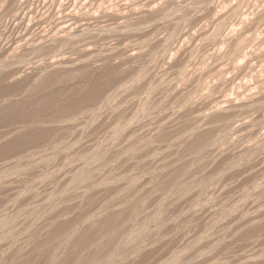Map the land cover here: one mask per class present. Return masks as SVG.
<instances>
[{
  "label": "rangeland",
  "instance_id": "1",
  "mask_svg": "<svg viewBox=\"0 0 264 264\" xmlns=\"http://www.w3.org/2000/svg\"><path fill=\"white\" fill-rule=\"evenodd\" d=\"M3 2L0 4V5H2L4 2H5V4L3 5V6H1V8H3L4 10H2V11H5V12H2L1 11V8H0V15H1V17H0V21H2V23H0V26H2L4 29H5V27H6V25L8 26L7 28H8V30H9V32H8V30H7V28H6V32L4 31V29L2 28V27H0V50H2V52L3 51H5V50H7L9 47H11L12 46V44H13V42L14 41H16V42H18L19 40H22V39H25L26 37H32L33 38V36L38 32V30L39 31H41L42 30V28H43V30L44 29H49V27L51 28L52 26L54 27L55 26V24L57 23V22H59V21H61V19L63 20L64 18L65 19H67V20H70L71 18H66V15H68V14H71V15H77V16H81L83 13V17L85 18V16L86 15H88L91 19L93 18V16H94V20L92 19L90 22H86V21H84L83 23H89L90 24V27H92V28H90V32H91V29H93V30H95L94 32H96V34L94 33V32H91V34L92 33H94L93 34V36L91 35V39L90 40H93L92 42H91V45L90 46H92V47H90V48H92V49H90V50H92L90 53V57L91 58H89V56L88 55H86V56H82V58H80L77 62H75L74 64L72 63V64H69V65H67V66H64L60 71H59V73L60 74H58V77L57 78H54V79H51V78H47L48 77V74H45V75H42V80H43V82L42 83H39V81H37L36 79H38V75H27V74H25V75H23V74H21L20 75V77H18V75H17V77L16 76H14L15 78H16V80H14V77H12V78H8L7 79V81H5L6 79V75H9L10 73H12L13 72V70L12 69H5V68H2L1 67V65L2 64H4L5 63V61L7 62L8 61V57H7V55L6 54H4L5 55V57L7 58V60H5V61H3V57H4V55H3V53L0 51V59L2 58V60H0V78L1 77H3V78H1L0 80H3V81H5V83L4 82H2V81H0L1 83H0V126H1V132H0V134H1V136H0V150H1V152H0V163L3 165H1L0 164V186L1 185H3V183L5 184L6 182L5 181H3V180H6L7 181V184H5V187L6 188H4L3 189V187H4V185L3 186H1L0 187V206H2L0 209V220L2 219L1 217L2 216H4L3 214H5V212H4V210H7V212L6 213H8V214H16L15 215V222H14V226L12 227V226H7L8 228H9V230L10 231H12V232H14V237H13V239H11V240H9V239H5V237H3L2 238V240H3V246H5L6 248H8V249H6V251L4 250V247L3 246H1L2 245V242H0L1 244H0V246H1V249H0V259L4 262L5 261V258L4 257H6L7 259H8V261L9 260H11V259H15L16 258V262H14V261H12L14 264H20V262H19V260H20V254L18 255V254H15L16 252H18L20 249H18L20 246H18V245H21V251H22V249L24 250V251H22L23 253H24V255H26V256H28V257H26L25 256V258H24V260H27V259H30V260H27L28 261V263L30 264L31 262H33V263H31V264H41L42 262H43V260H44V258L46 259V255H45V253H49L50 252V250L48 251V249L50 248H52V245L54 246V244H53V242H52V245H51V241H52V239H51V241H50V237H47L46 238V236H47V234H48V236L50 235V234H52L51 232L53 231V233H56L57 231L58 232H62V231H64L63 229H65L64 227L66 226H68V225H70L71 223H72V221L73 222H75V220L76 221H78L77 219H79L80 217L79 216H81L82 218L81 219H84L85 217L84 216H86V215H84L83 216V213L84 212H82V210L80 209L81 207H82V205L81 204H84V203H87L88 201L87 200H89V204L87 205V207L89 206V205H91V207H88V208H86V211H87V209H89L90 211H91V209L93 208V207H95V206H97V205H102V204H106L108 201L110 202V200L109 199H106V201L104 200V198L105 197H107L106 195H108L109 194V198H113V199H111V202H113V201H116V200H114V196H115V198L117 197L118 198V195H116V194H119V193H117V190H116V192H115V190L113 189V188H111V189H109L108 188V186H107V190L105 191V190H102V189H95V190H92V191H90L89 193H88V195H90V193H91V195H90V197H89V199H88V196H87V198L85 197H83L84 198V200L85 201H83V199H82V190L80 189H78V188H81L80 187V185H78V184H75L73 181H72V179H71V175H72V172H73V170H71V167H70V165H66V159H71V158H73V154L74 153H76L77 155L78 154H82L83 155V160H85V161H87V162H95L94 163V165H96V162H98V161H101V158L102 157H104V158H106V159H113V155L116 153V152H118V151H120V150H124V148L126 147V143H127V141H129L130 139V137H131V140L127 143V145L128 144H130L131 142V145L133 146V147H135V146H137V147H141V142L140 141H142V144L144 143V140H145V142L148 140L147 138H149V140L150 141H153L154 139L152 138L153 136H154V132H150V131H154V130H157V128L160 126V127H162L163 129H164V132L166 133V130H167V133L166 134H170L169 136H171L174 132H177V131H179L180 129H176V127H177V125H178V123H180L179 125H181L182 123H183V120H184V123L183 124H185V121L187 122V124H188V122L191 120H189V118H193L194 117V115L195 116H199V115H208V114H211L212 113V111H213V107H214V105L216 106L217 104H218V106L220 105V104H222V106L220 105V107H222L221 109L223 110V111H226V110H228V111H226V114L228 113V112H234L235 111V109L234 110H232V108L230 109V110H232V111H230L229 110V106H231L232 105V103H230L229 101H231V102H233L234 104L233 105H237L236 103H238V102H240V103H238V105H254V104H258V106H257V112H254L255 111V109H253V108H250V109H253V110H247V112L246 113H248V115L245 113L244 115H242L243 117H245V119H244V121H246V122H248V123H246V122H244V121H242V122H244V123H246V125L244 126V125H242V126H239L240 124H241V122H239L238 123V119H243V117H241V116H239V115H241V114H239L238 115V111L236 110V112H234V113H236L237 115L235 116V118H234V116H232L230 119H232V121H231V123L233 122V121H235L236 123H233V125H235V126H233L232 128H233V130H231L230 128H228V130H229V134L232 136H228L225 140H223L222 141V146H223V148L222 149H224V151L225 152H227L225 155L223 154L222 156H221V158L222 157H224L223 159H221L220 157L218 158V162L217 161H211L210 163H209V165L207 164V166H208V168H207V166H206V168L204 169L205 171H206V173H207V171H208V173L207 174H205V171L203 170V172L201 173V174H199L198 176H202V179L204 178V177H207L208 179L211 177V176H213V177H216V176H218L217 175V173L219 172L220 173V171L222 170V168H221V166H223V168L228 164V162L227 161H231L233 158H236V156H237V154L239 153H242V151L247 147V146H252V143H253V145L256 143V141H258L259 139H262V138H264L263 136H264V116H263V114H264V94H263V92H261L262 90H260L259 88L261 87H264L263 85H264V57H262L261 56V58H259L260 57V55H262L263 54V56H264V46L262 47V45H263V43H264V41H263V37L262 36H260V35H257L256 37H257V39L258 40H255V42H257L258 41V44L257 43H255V42H251V43H253V44H251V49H250V53H248V55H237V56H240L239 58L237 57V56H235V58H233L234 56H231V55H229L228 53H227V48L225 47L224 48V46L225 45H223V44H220L222 41H223V39H224V37L223 36H225V33H223L222 31H220L219 33H217L216 35L218 36H216V35H212L213 34V31H215L216 29H215V26H214V22H213V20L215 21L216 19H217V17H219V16H217V15H220V16H225L226 14H228L231 10H234L235 9V6H237V9H239V10H237V9H235L234 11L235 12H233V14H232V16H230V18H229V23L227 24V28L225 27V29H229V27L231 28V27H233V29L234 30H236V28L237 29H239L240 27H236L235 28V26H236V24H239V26L240 25H242V24H240V21H242V20H244V19H250L251 17L249 16V7H252L255 3V1L254 0H245V2H243L244 0H213V1H211L210 0V2L208 3V4H206V5H204V4H202V5H200V4H198V7H196V6H194L196 9H198V8H201V9H198V10H200V11H197L194 7H192L193 9H195L194 10V12H193V10L192 11H190L191 13H189L188 14V16L186 15V17L185 18H187V19H185V21L183 20V19H181L180 17H178V20H180V21H177V17L175 16V15H181V13H182V11L184 12V9H182L183 7H184V5L186 4V2L187 3H189V2H191V0H186V1H184V0H176V3H177V5H176V3L175 4H173V2L175 1V0H168V2H169V4L168 5H166L168 2H166L167 0H75L76 2H75V4H73V2H74V0H64V1H60V0H53V1H51V0H32L29 4H28V7L30 8L31 6H34V4H35V6L34 7H32L31 9H30V11L28 10V9H22L21 7H18L17 5H15L14 4V6H12V12H10V11H8V13L9 14H7L6 12V10H5V6L7 5V2H8V0H2ZM11 1V0H10ZM51 1V2H50ZM57 1V2H56ZM60 1V2H59ZM68 1V2H67ZM80 1V2H79ZM180 1H182V2H180ZM215 1V2H214ZM226 1V2H225ZM228 1H229V3H228ZM257 1H259V3L258 2H256V6L255 7H257V5H258V7L257 8H259V9H257V10H260L261 9V6H262V9H264L263 7H264V0H257ZM40 2H41V4H40ZM47 2V3H46ZM49 2V3H48ZM67 2V3H66ZM72 2V3H71ZM178 2H180V3H178ZM220 2V3H219ZM242 2L244 3V4H242ZM54 3V4H53ZM57 3V4H56ZM62 3H64L63 5H62ZM66 3V4H65ZM79 3V4H78ZM83 3V4H82ZM239 3V5H237ZM258 3V4H257ZM9 4V3H8ZM42 4H44V5H42ZM49 4H51V6L49 5ZM69 4H70V6H69ZM179 4V5H178ZM209 4H212L211 6H209L211 9H214V10H212V12H208V11H206V7L205 6H208ZM214 4V5H213ZM240 4H241V6H240ZM262 4V5H261ZM29 5H31V6H29ZM44 6V7H42V6ZM71 5H73L74 7L73 8H71ZM82 5V6H81ZM168 7H166V6ZM170 5H172V6H170ZM175 5L177 6L176 7V9L174 8L175 7ZM181 5V6H180ZM183 5V6H182ZM252 5V6H251ZM55 8H54V7ZM58 6V7H57ZM60 6H61V8H60ZM68 6V7H67ZM149 6H150V8H149ZM162 6H164V7H162ZM170 6V7H169ZM174 6V7H173ZM179 6V7H178ZM213 6V7H212ZM238 6H240V7H238ZM244 6H245V8H244ZM249 6V7H248ZM64 7V8H63ZM67 7V8H66ZM149 8V9H151V11H153V13H157V11L158 12H161L162 10H161V7H162V9H163V11H164V14L162 15V17H157V18H155V17H153L152 19L151 18H149V19H151V20H149L148 19V22H145V21H147V17H145V15L143 14L142 15V12H144V11H142V10H146V9H144V8ZM152 7H153V9H152ZM160 9H159V8ZM171 7H173V8H171ZM181 7V8H180ZM246 7H248V8H246ZM19 8V9H18ZM42 8V9H41ZM56 8H58V9H56ZM63 8V10H61ZM92 8V9H91ZM143 8V9H142ZM159 9V10H157V9ZM167 8V9H166ZM191 8V9H192ZM204 8V9H203ZM234 8V9H233ZM11 9H9V10H11ZM21 9V10H20ZM33 9V10H32ZM40 9V10H39ZM46 9H48L47 11H45ZM53 9V10H52ZM66 9H68L67 11H66ZM70 9V10H69ZM75 9H80L79 11L78 10H75ZM156 9V11H154ZM172 11H171V10ZM174 9V10H173ZM179 9V10H178ZM181 9V10H180ZM248 11H247V10ZM14 10V11H13ZM38 12H37V11ZM59 10V11H58ZM138 10V11H137ZM141 10V11H140ZM167 10V11H166ZM176 10V14L174 13V16L172 15L173 14V12ZM21 11H22V13H23V15H22V13H21ZM40 11V12H39ZM45 11V12H44ZM51 11H53V12H51ZM63 11H65V12H63ZM68 11H70V12H68ZM74 11V12H73ZM76 11H77V13H76ZM85 11V12H84ZM133 11V12H132ZM178 11H181V12H178ZM202 11V12H201ZM27 12V13H26ZM31 12V13H30ZM36 12V13H35ZM42 12V13H41ZM44 12V13H43ZM47 12V13H46ZM57 12V13H56ZM94 12V13H93ZM96 12H97V15H96ZM172 12V13H171ZM196 12V13H195ZM205 12V13H204ZM207 12V13H206ZM18 13H19V15H18ZM25 13V14H24ZM31 14V16L30 17H28L30 14ZM39 13V14H38ZM68 13V14H67ZM105 13V14H104ZM133 15H132V14ZM135 13V14H134ZM180 13V14H179ZM193 13H195L194 15L195 16H193ZM209 13V14H208ZM60 14H62V16L64 15V17L62 18L61 16H60ZM90 14V15H89ZM116 14H118L119 15V18H122V20L124 19V25H123V27H125V28H127L128 27V25H129V29H130V31H128L129 29H125L124 28V30L123 29H121V30H123V32H119V31H116V32H110L111 34H113V35H111V39L109 38L110 36H108V33H109V31H108V33H106V30H103V29H105L104 28V26H106V29L108 28V26H111V27H116V25L114 26V23H116L115 22V20L113 19V18H111L110 16H113V15H116ZM131 14V15H130ZM138 16H137V15ZM203 14V15H202ZM208 14V15H207ZM217 14V15H216ZM4 15H6V16H4ZM13 15H18V18H21L20 20L22 21H20V26L17 24L18 22L16 21V23L14 24V26L13 25H11L12 24V16ZM34 15H35V17H34ZM47 17H46V16ZM49 15V16H48ZM140 15H142V16H140ZM2 16H4V17H2ZM51 16V17H50ZM52 16H53V18H52ZM58 16L60 17L59 19H58ZM134 16H136L137 18H135ZM140 16V18H138ZM167 16V17H166ZM173 16V17H172ZM25 17V18H24ZM34 17V18H33ZM42 17H43V19H44V21H42L43 19H42ZM54 17L56 18V19H54ZM89 17H87V18H89ZM102 17V18H101ZM125 17V18H124ZM129 17L131 18V19H129ZM134 17V19H132ZM144 19H143V18ZM163 17H164V19L166 20H163ZM169 17V18H168ZM216 17V18H215ZM25 19V21H24V19ZM29 18H30V20H29ZM39 18V19H38ZM142 18V19H141ZM159 19V20H155V19ZM166 18H168L169 20H167ZM175 18V19H174ZM190 18H192V19H190ZM213 18V19H212ZM5 19V20H4ZM39 21L38 23H40L39 25H38V23H37V21ZM48 19V20H47ZM51 19V20H50ZM128 19V21H130V22H132V23H130V22H128L129 24H127L126 22L127 21H125V20H127ZM139 19V20H138ZM146 19V20H145ZM161 19V20H160ZM172 19V20H171ZM4 20V21H3ZM34 20H35V22H34ZM41 20V21H40ZM47 20V21H46ZM54 20V21H53ZM58 20V21H57ZM136 20H137V22H136ZM142 20H143V22H142ZM145 20V21H144ZM153 20V21H152ZM155 20V21H154ZM176 20V21H175ZM190 20H192L191 22H190ZM7 21V22H6ZM49 21V22H48ZM121 21V20H120ZM133 21H134V23H133ZM141 21V22H140ZM172 21H175V22H178L176 25V28H174L173 26H172V28H171V25H172V23H174V25H175V22H172ZM182 21H184V22H182ZM200 21V22H199ZM6 22V23H5ZM27 22H28V24H29V28H27L28 26V24H27ZM30 22H32V23H30ZM45 22V23H44ZM96 22H98V23H96ZM122 22V23H123ZM140 22V23H139ZM160 22V23H159ZM168 24H167V23ZM170 22V23H169ZM182 23V24H180V23ZM186 22V23H185ZM189 22V23H188ZM211 22V23H210ZM11 23V24H10ZM43 23V24H42ZM48 23H49V25H48ZM69 23V22H68ZM141 23H143V24H141ZM163 23H165L164 25H163ZM213 23V24H212ZM96 24V25H95ZM202 24V25H201ZM11 25V26H10ZM39 27H38V26ZM44 25V26H43ZM108 25V26H107ZM134 25H137V26H134ZM138 25H139V27H138ZM141 25V26H140ZM143 25V26H142ZM168 25H170L169 27H168ZM179 25H181V27L179 26ZM187 25H188V27H187ZM205 25V26H204ZM213 25V26H212ZM13 26V27H12ZM34 26V27H33ZM130 26H132V27H130ZM162 26H164V27H162ZM167 26V27H166ZM186 28V29H184V27ZM199 26V27H198ZM15 27V28H14ZM21 27H22V29H21ZM41 27V28H40ZM93 27H95V28H93ZM98 29H97V28ZM103 29H102V28ZM136 27V28H135ZM146 27V28H145ZM178 27H179V30H178ZM197 27V28H196ZM2 28V29H1ZM12 28V29H11ZM14 28V29H13ZM32 28V29H31ZM36 28V29H35ZM101 30H100V29ZM135 29V31H133L134 29ZM28 29V30H27ZM41 29V30H40ZM132 29V30H131ZM139 31H138V30ZM167 31H169L168 29H170V32L172 33V32H174L173 34H176V36H172L173 37V39H171V40H168V37L169 36H167L166 37V35H170L171 33H166V30ZM175 29V30H174ZM184 29V30H183ZM224 29V30H225ZM3 30V31H2ZM26 30V31H25ZM92 30V31H93ZM164 30V31H163ZM172 30V31H171ZM179 31V33H180V30L181 31H184V32H182V33H178V31ZM196 30V31H195ZM199 30H201V31H199ZM24 31V32H23ZM99 31H101V32H99ZM103 31V32H102ZM125 31L128 33H125ZM186 31V32H185ZM239 31V30H238ZM4 32V33H3ZM99 32V34H97ZM133 32V33H132ZM134 32H135V34H134ZM137 32V33H136ZM139 32V33H138ZM179 34V35H182V36H180L179 38H180V40H178L179 38H178V35H177V33ZM198 32V33H197ZM235 32H237V30L235 31ZM2 33V34H1ZM8 33V34H7ZM10 33H11V35H10ZM104 33V34H103ZM109 33V34H110ZM130 33V34H129ZM166 33V34H165ZM185 33H187L186 34V36H185ZM201 33V34H200ZM220 33H222L221 35H220ZM7 34V35H6ZM20 34V35H19ZM23 34V35H22ZM28 34V35H27ZM30 34V35H29ZM134 34V35H133ZM164 34V35H163ZM219 34V35H218ZM32 35V36H31ZM95 35V36H94ZM96 35H97V37H96ZM150 35V36H149ZM152 35V36H151ZM153 35H154V37H153ZM4 36H7V37H4ZM26 36V37H25ZM107 36V37H106ZM162 36H164V37H162ZM184 36V37H183ZM192 36V37H191ZM210 36H212L211 38H210ZM103 37V38H102ZM147 37H149L150 39H148ZM151 37H152V40H151ZM223 37V38H222ZM3 38V39H2ZM5 38H7V39H5ZM28 38V39H29ZM95 38H97V39H95ZM106 38H107V40H106ZM145 38H147V40H150V41H148L147 42V40H143V39H145ZM165 38H167V40L165 39ZM175 38V39H174ZM178 38V39H177ZM182 38V39H181ZM214 38V39H213ZM222 38V39H221ZM11 39V40H10ZM27 39V40H28ZM96 41H95V40ZM113 39V40H112ZM160 39H163V40H166L165 42L164 41H162V40H160ZM160 40V42L158 43V41ZM183 42H182V41ZM188 42H187V41ZM213 40V41H212ZM222 40V41H221ZM104 43H103V42ZM106 41H109V44H110V42L112 43V45H109V46H107L108 44V42L107 43H105ZM142 41L144 42V43H142ZM169 41L171 42V43H169ZM178 43H177V42ZM181 41V42H180ZM192 43H191V42ZM198 41V42H197ZM216 41V42H215ZM219 41H220V43H219ZM259 41H260V45H259ZM263 43H262V42ZM2 42H3V44H2ZM11 44H10V43ZM93 42H95V43H93ZM101 42H102V45H101ZM176 42V43H175ZM179 42H180V44H179ZM197 42V43H196ZM93 43V44H92ZM150 43V44H149ZM162 43H166V44H163V45H165V47L162 45ZM215 43V44H214ZM255 43V44H254ZM135 44V45H134ZM139 44V45H138ZM168 44H170V47L169 46H167ZM182 44V45H181ZM104 45V46H103ZM117 45V46H116ZM127 45H130V48H129V50H130V53L133 55V53H136V54H134V56L136 57H134V56H132L130 59H131V61L129 60V59H127V60H125L127 57H126V55H127V49H125L124 47L125 46H127ZM179 45V46H178ZM187 45V46H186ZM200 45V46H199ZM207 45V46H206ZM256 45H258V46H256ZM3 46V47H2ZM98 46H100V47H98ZM113 46H115V49H114V47ZM215 46V47H214ZM221 46H223V47H221ZM253 46L255 47V48H253ZM260 46V47H259ZM95 47H97V48H95ZM102 47V49H103V47L105 48V47H108V50H111V52L110 51H108L109 53H111L110 55L112 56V58L109 56V53L108 52H104L103 54L105 55H101V53H99V51L100 52H102L103 50L102 49H99V48H101ZM112 47L114 50H112V48L110 49V48ZM147 47H148V49H147ZM161 47V48H160ZM167 47V48H166ZM201 47V48H200ZM205 47V48H204ZM211 47V48H210ZM219 47H221V48H219ZM5 48V49H4ZM132 48V49H131ZM145 48V49H144ZM157 48V49H156ZM163 48V49H162ZM166 48V49H165ZM185 48V49H184ZM200 50H199V49ZM261 48V49H260ZM263 48V49H262ZM98 49V50H97ZM168 49V50H167ZM198 49V50H197ZM258 49H259V51H258ZM93 50H97L96 52L95 51H93ZM102 50V51H101ZM126 50V51H125ZM142 50V51H141ZM164 50V51H163ZM254 50H256V51H254ZM263 52H262V51ZM158 52V56H159V58H158V60L156 59V61H155V58L153 57V59H152V56H155L154 55V53L157 55V52ZM159 51H160V53H159ZM171 51V52H170ZM197 51V52H196ZM259 52V54H258V52ZM113 52H114V54H113ZM144 52V53H143ZM163 52H165V54H163L162 55V53ZM174 52V53H173ZM194 52V53H193ZM257 54H256V53ZM2 53V54H1ZM146 53V54H145ZM168 53V54H167ZM196 53V54H195ZM72 53H68V57L69 58H72L73 60H77V57L75 56V55H71ZM108 54V55H107ZM113 54V55H112ZM142 54H145V55H142ZM172 54V55H171ZM209 55L208 57H205L206 55ZM100 57H98V56ZM137 55V56H136ZM140 55H142V56H140ZM162 55V56H161ZM165 55V56H164ZM167 55V56H166ZM169 55H171V58H170V56ZM176 55V56H175ZM193 55V56H192ZM200 55H202V56H200ZM204 55V56H203ZM212 55V56H211ZM259 55V56H258ZM3 56V57H2ZM70 56H72V57H70ZM93 56V57H92ZM104 56V57H103ZM257 56V57H256ZM4 57V58H5ZM106 57H107V59L109 58V59H111L110 61H107L106 60ZM115 57V58H114ZM133 57H134V59H133ZM156 57V56H155ZM161 57V58H160ZM163 57V58H162ZM188 57V58H187ZM217 57V58H216ZM85 58H89L90 59V61H89V59L87 60V59H85ZM101 58H103V59H101ZM149 58V59H148ZM157 58V57H156ZM165 58H166V60H165ZM170 58V59H169ZM237 58V59H236ZM84 59L87 61H84ZM100 59V60H99ZM108 59V60H109ZM138 59V60H137ZM161 59H162V61H161ZM173 59V60H172ZM39 60V59H38ZM103 60V61H102ZM155 61V62H153V61ZM165 60V61H164ZM195 60V61H194ZM211 60V61H210ZM245 60V61H244ZM3 61V62H2ZM82 61H83V63H82ZM158 61H160L159 62V68L158 67H154V66H158ZM201 61V62H200ZM34 62H38L37 61V59L35 60L34 59ZM89 62V63H88ZM136 62V63H135ZM148 62H149V64H148ZM151 62H153V63H151ZM166 63V65L169 67V71L167 70V66H163L162 64H164L165 65V63ZM169 62V63H168ZM206 62H207V64H206ZM2 63V64H1ZM97 63V64H96ZM204 63V64H203ZM144 64V65H143ZM153 64V65H152ZM171 64V65H170ZM214 64H216V65H214ZM172 65H174L175 66V69L176 70H178V71H176L175 70V72L173 71V69L172 68H170ZM185 65V66H184ZM195 65V66H194ZM249 65V66H248ZM138 66V67H137ZM162 66V68H164V72H162L163 71V69H162V71L160 70V67ZM174 66H173V68H174ZM204 66V67H203ZM208 66V67H207ZM210 66V67H209ZM90 67V68H89ZM143 67V68H142ZM146 67V73L148 74H144V68ZM151 67H153L152 69L154 70H152L151 69ZM184 67H186L185 69H183V71H182V69L181 68H184ZM202 67V68H201ZM245 69H244V68ZM132 68V69H131ZM142 68V69H141ZM1 69H2V71H1ZM6 70V71H4V70ZM122 69V70H121ZM136 69V70H135ZM148 69L151 71V73L148 71ZM156 69H157V72H155L156 71ZM171 69V70H170ZM187 69V70H186ZM191 69V70H190ZM202 69H203V71H202ZM218 69V70H217ZM140 70V72H138ZM165 70H167L168 71V73H167V71H165ZM180 70H181V72H180ZM186 70V71H185ZM216 70V71H215ZM141 71H143V72H141ZM171 71V73L169 74V72ZM199 71V72H198ZM239 71V72H238ZM253 71V72H252ZM115 72V73H114ZM137 74L136 75V78L139 80V77H140V80L139 81H141V83H143V82H145V86L143 85V84H139V81L138 82H136L137 80H136V78H133V77H135V73ZM158 72H159V74H158ZM160 72H162V73H160ZM177 72V73H176ZM180 72V73H179ZM188 72H189V74H188ZM221 72V73H220ZM236 72V73H235ZM155 73H157V75H159V77L155 74ZM164 73H167V74H169L168 76H167V74H164ZM174 73H176V74H174ZM206 73V74H205ZM223 73V74H222ZM132 74H133V76H132ZM141 74H144V76L145 75H147V76H142ZM161 74V75H160ZM162 74L164 75V77H166V78H164L163 76H162ZM188 74V76H186ZM210 74V75H209ZM221 74V75H220ZM141 75V76H140ZM151 75V76H150ZM152 75H153V77H152ZM154 75H156V77L154 76ZM166 75V76H165ZM171 75V76H170ZM174 75V77H172ZM177 75V76H176ZM214 75V76H213ZM45 76V77H44ZM60 76V77H59ZM117 76V77H116ZM138 76V77H137ZM180 76H182V77H180ZM186 78H184V77ZM236 76V77H235ZM37 77V78H36ZM132 77V78H131ZM144 77V78H143ZM148 77V78H147ZM149 77H151V78H149ZM161 77V79H162V81L163 80H165V82L163 81V82H161V80H159V79H156V78H160ZM163 77V78H162ZM168 77H171V78H169V79H167ZM179 77L180 78H183L182 80L180 79V80H178L179 79ZM191 77H192V79H191ZM257 77V78H256ZM147 78V79H146ZM153 78H155L156 79V81L158 80V81H160V82H158L157 81V85H156V83L154 82V79ZM173 78H175L174 80H173ZM134 79H135V82H134ZM141 79H143V81L141 80ZM150 79V80H149ZM152 79V80H151ZM171 79H172V81H171ZM176 79H177V81H176ZM194 79V80H193ZM203 79V80H202ZM11 80H14V81H11ZM46 80V81H45ZM129 80V83L131 84V81H132V83L134 84L133 86H135L136 88L137 87H139L140 86V88H137V89H135V87H133L134 88V90H136L135 91V93H133L134 92V90H133V88L131 89V87H129L128 86V81ZM147 80H149V81H151V82H148V84H147ZM212 80V81H211ZM232 80V81H231ZM10 81V82H9ZM167 81H169L168 83H170V87H169V85H168V87H167ZM180 81V82H179ZM73 82V83H72ZM114 82V83H113ZM123 82H124V84H123ZM125 82H127V83H125ZM152 82H153V87L152 86H150V85H152ZM178 82V83H177ZM208 82V83H207ZM91 83V84H90ZM138 84L137 86H136V84ZM149 83H150V85H149ZM155 83V84H154ZM125 84H127V88H124V87H126V85ZM159 84V85H158ZM161 84H165L164 85V87H166V88H169V89H166V90H169V91H167L166 93H165V89H164V87H163V85H161ZM173 84V85H172ZM180 84V85H179ZM183 84V85H182ZM198 84L199 85V87H198V85H197V91H196V89H195V86ZM124 85V86H123ZM141 85H143L144 87H146L147 85V87L146 88H144V87H142V89H141ZM163 87V88H160L161 86ZM181 85H182V87H181ZM195 85V86H194ZM210 85V86H209ZM118 86H120L119 88H117ZM131 86V85H130ZM149 86L150 87H152V89L153 88H156V90L158 89V90H162L161 92L160 91H158L159 92V94L160 93H162V92H164V93H162L163 95H159V94H157L158 92L156 91V90H154V91H156V92H152V94H151V88H149ZM156 86H158V88L156 87ZM172 86V87H171ZM192 86V87H191ZM191 87V88H190ZM55 88V89H54ZM71 88V89H70ZM117 88V89H116ZM121 88V89H120ZM125 90H124V89ZM129 88V89H128ZM116 89V90H115ZM119 89V90H118ZM127 89V90H126ZM138 89H140V90H138ZM145 89V90H144ZM150 89V90H149ZM163 89H164V91H163ZM173 89V90H172ZM195 89V90H194ZM109 90H111V91H109ZM114 92H117V93H114ZM121 90V91H120ZM133 90V91H132ZM141 90H142V92H146L147 93V91L148 92H150V93H143V95H142V93H141ZM259 90V91H258ZM100 92L101 93V95L99 96V94L98 93H96V92ZM107 91H109V92H107ZM118 91H120V93L123 95H121ZM128 91V92H127ZM171 91V92H170ZM196 91V92H195ZM137 92H139V93H137ZM189 92H190V95H193V96H190V95H188L189 94ZM193 92L195 93V94H193ZM204 92V93H203ZM209 92H210V94H209ZM258 92H260V93H258ZM103 93H105L106 95H102ZM109 93H110V96H111V98H112V96H113V98H114V96L115 97H117V98H115V99H117L118 100V98L120 99V97L119 96H122L121 98H122V100L123 101H125V102H123L122 103V101L120 100H118L119 102H117V100L114 102V100L115 99H111V101L112 102H114V103H119L118 105H114L113 103H112V105L111 104H109V106H107V108L104 106H102L103 107V109L101 108V106H100V104L102 103V101L100 100L101 98H103L102 100L104 101V99H105V97H103V96H107L106 97V99L109 97ZM112 93L114 94V95H112ZM119 93V94H118ZM139 94V95H141V97L143 96V98H140V96L139 95H137V94ZM141 93V94H140ZM170 93V94H169ZM97 94H98V96H97ZM125 94H126V97L124 98V96H125ZM133 94V95H132ZM136 94V95H135ZM149 94H151V96L149 95ZM155 96H154V95ZM165 94V95H164ZM198 94V95H197ZM94 95H96V100H97V102L95 101V96ZM119 95V96H118ZM128 95V96H127ZM130 95V96H129ZM147 95H149V97H147ZM153 95V96H152ZM167 95V96H166ZM188 95V101H186V96ZM195 95V96H194ZM201 95V96H200ZM84 96V97H83ZM90 96V98H88ZM131 96H133V97H136V99H134L133 97H131ZM145 96H146V98H145ZM157 96V97H156ZM190 96V97H189ZM196 96H198V98L196 97ZM208 96V97H207ZM151 97H152V99H151ZM185 97V98H184ZM191 97H193V100L191 99V102H190V99L189 98H191ZM195 97H196V99H195ZM200 97H202V101H201V98ZM205 97V98H204ZM18 98V99H17ZM78 98L81 100H78ZM150 100H149V99ZM155 98H157V100H155ZM167 98V99H166ZM200 98V99H199ZM49 99V100H48ZM85 99V100H84ZM125 99V100H124ZM126 99H128V101L126 100ZM133 100V101H138L137 103L136 102H132L131 103V100ZM140 99H142V100H140ZM145 99H146V101H147V104H149V106H147V107H150V109L152 108V110H148V108L146 107V103H144L143 102V100L145 101ZM197 99H198V101H197ZM248 99V100H247ZM2 100V101H1ZM21 100V101H20ZM75 100V101H74ZM88 100H89V102H88ZM149 100V101H148ZM195 100L197 101V103H195ZM242 100H243V102H242ZM69 101V102H68ZM73 101V102H72ZM101 101V103H99ZM130 101V102H129ZM145 101V102H146ZM151 101V102H150ZM162 103H161V102ZM175 101V102H174ZM183 101V102H182ZM235 101H236V103H235ZM247 101V102H246ZM78 102V103H77ZM83 102V103H82ZM121 102V103H120ZM139 102H141L142 103V105H143V109L144 108H146L145 109V112H146V116H145V113H142L143 111H142V105H139ZM152 102H154V103H152ZM172 102H173V104H172ZM184 102H186L187 104L190 102L191 104L189 105H187L186 103H184ZM192 102L194 103V105L192 104ZM226 102H228L227 104H226ZM33 103V104H32ZM79 103H81V105L79 104ZM88 103V104H87ZM111 103V102H110ZM131 103V104H130ZM135 103H136V106L138 105V106H140L141 108H139L138 106V109H139V112H141L142 113V115H141V113H140V115L141 116H139V112H137V110L138 109H136V110H134L135 108H137L136 106H135ZM140 103V104H141ZM186 104L187 106H185L184 104ZM224 103V104H223ZM230 103V104H229ZM242 103V104H241ZM244 103V104H243ZM84 104V105H83ZM120 104H121V106H120ZM123 104H125L124 106H122ZM126 104H128V105H126ZM185 106H183V105ZM196 104H198V105H196ZM226 104V106H225V109L226 110H224V105ZM58 105V106H57ZM72 105V106H71ZM89 105V106H88ZM110 105H111V107H110ZM134 107V109H133V107ZM53 107V106H55V108H52V112H51V107ZM65 106H71V109L67 112V113H65V116L63 115L62 116V118H60L61 120H59V121H61V122H59V125H58V123H54L53 125L52 124H50V125H44L43 127L42 126H40V127H38V129H37V127H35L36 129H34V130H32V129H30L31 127H29V129H24V131H23V129H21L20 131H19V133L20 132H22V133H17L16 132V135H14V133L12 132V133H7V132H9L10 131V127H12L11 129H14V126L15 127H17V126H19V125H21V124H29V120H28V118H27V114L26 113H28V111H29V113L31 112H33V113H38V115L39 116H41V117H47V115H51V113H53V112H55L56 111V109L58 110V109H61V108H63V107H65ZM81 106V108H79V107ZM100 106V109H99V111H98V114H97V116L95 117V120L93 121V120H90V118H89V112L88 111H90V110H93V109H95V108H97V107H99ZM113 106V107H112ZM114 106H120V107H124L123 108V110L125 109V108H127V109H130V110H127V109H125L124 110V112L122 111L121 112V108L120 107H118L119 109L118 110H120L119 112H121L119 115H121L122 113H124L125 114V116H123V115H121L122 116V118L121 117H118V118H116V116L118 115L117 113H116V110H117V107H116V110H113L115 107ZM126 106V107H125ZM129 108H128V107ZM145 106V107H144ZM153 106V107H152ZM193 106V107H192ZM195 106V107H194ZM201 106V107H200ZM228 106V107H227ZM262 106H263V108H262ZM59 107V108H58ZM77 107V108H76ZM86 107V108H85ZM164 107V108H163ZM184 107V108H183ZM261 107V109H258V108H260ZM29 108H31V109H29ZM108 108H111V109H108ZM249 107H247V109H248ZM25 109H27V110H25V111H27V112H25L24 110ZM39 109V110H38ZM53 109H55L54 111H53ZM81 109V110H80ZM107 109V110H106ZM132 109V110H131ZM140 109H141V111H140ZM172 109V110H171ZM30 110H33V111H30ZM35 110H37V112L35 111ZM83 110V111H82ZM106 111V112H108L109 110H113L115 113H113V112H111V111H109V113H107L106 114V112H104V111ZM118 110H117V112H118ZM127 110V112H125ZM25 114L24 116H22L23 114H21L22 112ZM80 111V112H79ZM102 111V112H101ZM130 111V112H129ZM132 111H135V112H132ZM161 111V112H160ZM208 111V112H207ZM258 111L260 112V114L258 113ZM263 111V112H262ZM83 112V114L82 115H85V116H82L81 115V113ZM104 112V113H103ZM177 112V113H176ZM179 112V113H178ZM252 112H254V113H252ZM41 115H40V114ZM77 113H79L78 115H77ZM102 113L104 114V115H106V117L104 116V115H102ZM134 113V115H132V114ZM204 113V114H203ZM249 113H251V115L249 114ZM111 114H113L112 116H111ZM131 116H130V115ZM222 114H225V113H222ZM22 116V118H21V116ZM77 115V116H76ZM110 115V117H108V116ZM118 115V116H119ZM127 115L128 116H130V117H128V118H126L127 117ZM150 115V116H149ZM261 117H260V116ZM66 116H68V117H66ZM69 116H71V117H76L75 119L78 121V119L77 118H79V120L80 119H82V117H83V121H84V123H81V122H83L82 120L79 122V123H77V125H76V127L75 126H73V125H69V124H71V123H73V121L72 120H68V118L70 119L71 117H69ZM82 116V117H81ZM114 116H115V119H118V120H116V122L117 121H119V122H115V123H113L114 122ZM135 116V119L133 118ZM136 116H137V118L139 119H137L136 118ZM147 116H149V117H147ZM238 116H239V118H238ZM246 116H248V117H246ZM27 119H26V118ZM101 117H103V118H101ZM104 117H105V120H104ZM123 117H125V120H127L128 122L126 123V121L123 119ZM154 117V118H153ZM230 117V116H229ZM238 119H237V118ZM19 118H21L20 120H19ZM63 118H67L66 120H64ZM112 118V119H111ZM131 118L133 119V120H135L134 122H133V120H132V123L131 124H133L132 126L130 125V127H132V129H130V131L127 129H125V127H126V124H128L129 123V119L131 120ZM141 118L143 119V120H141ZM147 118V119H146ZM188 118V120L189 121H187L186 119ZM22 119H24V120H22ZM101 119H102V121H103V123H102V121H101ZM109 119H111V120H109ZM121 119H122V121H125V123L124 122H120L121 121ZM182 119V120H181ZM223 120H225L224 122H223V124H225V122L227 121V123L228 124H230V121H229V119H224V118H222ZM222 119H220V121L219 120H217V121H213L212 123H210V125L209 126H211L212 124L214 125V126H211L210 128H207V129H210V130H207L208 131V133H209V135H210V137H212L211 139H213V138H215V140H217V138L218 137H220V133L222 132V129L224 128L223 126H225V125H223V124H221L222 123ZM234 119V120H233ZM251 120V121H249V120ZM10 120V121H9ZM12 120V121H11ZM13 120H15V121H13ZM62 120H63V122H62ZM107 120H109V121H107ZM138 120V121H137ZM154 120V121H153ZM179 120V121H178ZM248 120V121H247ZM5 121H8L7 123L5 122ZM64 121H65V123H64ZM70 121V122H69ZM104 121L105 122H107L106 124H107V126L109 127V124H110V122L112 123V124H110V125H113V126H116V125H119L120 123V125L119 126H116V127H123L125 130L123 131L125 134V138H126V142H125V139H121L120 138V140H123V141H118L117 140V143L115 142V140H116V138H114V136H112V134H111V131H110V133H108L109 132V130H112L111 128H113L112 126L111 127H107L106 126V124H104ZM136 121H137V123H136ZM140 121V122H139ZM165 121V122H164ZM1 122H2V124H4V126L1 124ZM5 122V123H4ZM10 122H13L12 123V125L10 126ZM14 122H15V124H14ZM108 122H109V124H108ZM169 122V123H168ZM176 122H178V123H176ZM218 123V125L216 124V123ZM250 122V123H249ZM60 123H61V126H60ZM63 123H64V126H66L67 128H68V126L69 127H72V130H68L67 132H65V133H63L62 132V130H64V131H66V127H64L63 126ZM66 123H67V125H66ZM81 123V124H80ZM102 123V124H101ZM119 123V124H118ZM125 124V126L124 125H122V124ZM166 123V124H165ZM221 124V126H220V124ZM8 124L9 125V127H8V125L6 126V125ZM158 124H161V125H158ZM182 124V125H183ZM248 124V125H247ZM56 125V126H55ZM79 125H80V127L82 128V129H78L79 128ZM158 125V127H156ZM172 125V126H171ZM179 125H178V128H181V127H179ZM181 125V126H182ZM206 126V127H209V126ZM47 126H49V128L46 127ZM53 128H52V127ZM55 126V127H54ZM103 126H105L104 128H103ZM139 126V127H138ZM166 126H170V128L169 127H166ZM184 126V125H183ZM215 126H218V127H220V130H219V128L217 127H215ZM239 126V128H237V127ZM5 127V128H4ZM6 127H8V128H6ZM56 127L58 128L57 130H56ZM62 128V129H59V128ZM66 128V129H64V128ZM107 127V128H106ZM159 127V128H160ZM240 127H242V128H240ZM75 128L77 129V130H75ZM87 128V129H86ZM115 128V127H114ZM127 128H129V126L127 127ZM153 128V129H152ZM155 128V129H154ZM184 128V127H183ZM213 128H214V130H215V133H214V130H213ZM234 128H236V129H234ZM43 131H42V130ZM45 129H47L46 131H45ZM51 129V130H50ZM52 129H54V130H52ZM89 129V130H88ZM104 129H105V131H104ZM107 129H108V131H107ZM175 131H174V130ZM8 130V131H7ZM60 130V131H59ZM74 130V131H73ZM78 130H80V132L78 131ZM114 130V129H113ZM112 130V131H113ZM173 130V131H172ZM177 130V131H176ZM213 131V133H212V131ZM234 130H235V132L236 133H234ZM41 131H42V133H41ZM55 131V132H54ZM59 133V134H57V132ZM73 132L74 134H72V133H70V132ZM87 131V132H86ZM133 131V132H132ZM211 133H210V132ZM230 131H232L231 133H230ZM40 133V135H39V133ZM44 132V133H43ZM45 132H46V134H45ZM63 133V135H61L62 133ZM75 132H78V134L77 135H79V136H77V135H75ZM169 132V133H168ZM9 134V138L10 139H7L8 137L6 136L7 134ZM61 133V134H60ZM69 133H70V135H71V137H72V135H75L76 137L75 138H71L70 137V135H69ZM90 133V134H89ZM109 135H108V134ZM113 133V132H112ZM172 133V134H171ZM111 134V135H110ZM133 134V135H132ZM213 134V135H212ZM215 134V135H214ZM235 134V135H234ZM11 135V136H10ZM15 136V138H14V136ZM37 135H39L38 137H37ZM45 135V136H44ZM80 135H82V138L80 137ZM92 135L93 136H95L94 138L92 137ZM122 135H123V133H122ZM121 135V137H123ZM153 135V136H152ZM218 135V137H216ZM13 136V137H12ZM21 136V137H20ZM62 136H64V137H62ZM65 136H66V139H68V136L70 137V139H68V141L65 139ZM112 138H114V140L112 141V139H110L111 137ZM214 136V137H213ZM19 137V138H18ZM61 137H62V140H64V142H65V140H66V143H64L63 141H61ZM74 137V136H73ZM84 137V138H83ZM87 137V138H86ZM89 137V138H88ZM97 137V138H96ZM108 137V138H107ZM252 137V138H251ZM13 138V139H12ZM17 138V139H16ZM60 138V139H59ZM80 138V139H79ZM124 138V137H123ZM136 140H135V139ZM233 138V139H232ZM33 139V142L31 141ZM35 139V140H34ZM58 139V141H56V142H58V143H56L54 140H57ZM84 140V142H80V140ZM89 139H92V140H89V141H91V143L88 141ZM94 139V140H93ZM96 139H98L97 141H96ZM111 141H110V140ZM140 139V141H138V140ZM141 139H143V140H141ZM147 139V140H146ZM152 139V140H151ZM229 139H230V141H229ZM232 139V140H231ZM255 139V140H254ZM13 140V141H12ZM16 140V141H15ZM31 141V143L30 142H28V141ZM38 140V141H37ZM70 140V141H69ZM148 140V141H149ZM4 141V142H3ZM19 142V145L21 144H23V146H19V145H16V144H18V142ZM35 141H36V143H35ZM39 141H40V143H39ZM46 141V142H45ZM73 143H72V142ZM168 140H166V141H164V142H161V143H157V142H155L156 144H158L157 146H156V144L154 143L153 145L154 146H156L155 148H159L160 149V153H159V150H157V149H155L154 150V152H153V148H154V146L152 145V146H149V147H153V148H150L151 150H147V149H149V147H146V148H144L145 150H146V154H145V150L143 149L142 151H143V153H142V151L141 150H139V152L137 151L136 152V154H137V156L135 155V157L133 158V157H131V158H133L134 159V161H133V159L131 160V162H130V160H128V158L129 157H127L128 155L126 154L125 155V153H123L121 156H120V158H118L119 159V162L121 161V159H122V157H123V159L125 160H123V161H121V163H120V165H118V170L119 169H122L123 168V166H124V168H125V166H126V168L127 169H122V171L121 170H119L120 171V173H119V171L118 170H114L112 173H114L113 175H116V176H119L120 174H121V176L122 175H124L125 177L127 176V177H132V176H136V173H139L142 169H143V165H144V168H145V165L147 164V162H146V164H143V165H141L140 166V168H139V166H138V164L140 163V161H142L140 164H142V163H145V161H146V159H147V161H149V165L147 164V168H146V170H148L149 169V166L151 165V163H154L153 161H155V160H157L156 158L157 157H160V158H158V163H159V167L160 166H162L161 164H166L165 162H163V161H165L166 160V162H168V160L170 159V160H172V158H174L173 156L174 155H172V154H174V153H172V152H174V150H172V149H170V151H168L169 150V148H168V145H169V143H170V140H169V143L167 142ZM234 141V142H233ZM255 141V142H254ZM9 142H10V144H12V145H10L9 144ZM13 142H14V144H13ZM38 142V143H37ZM43 142V143H42ZM48 142H51V143H48ZM61 144H60V143ZM68 142V143H67ZM78 142H79V144H78ZM87 142V143H86ZM96 143V147H95V143ZM111 142H112V145H111ZM115 142V143H114ZM139 142V144L137 145V143ZM166 142V143H165ZM225 142V143H224ZM234 143V145H232L233 143ZM29 143V144H28ZM46 145H45V144ZM80 143H82V145L80 144ZM85 145H84V144ZM93 143V144H92ZM162 143H164L166 146H167V150H166V146L163 144L162 145ZM9 144V145H8ZM30 144H32V145H30ZM40 144H41V147H40ZM67 145L66 147L64 146V145ZM69 144V145H68ZM71 144V145H70ZM76 144V145H75ZM89 144V145H88ZM90 144H91V146H90ZM224 144H227V146L225 147L224 146ZM228 144H229V146H228ZM14 145V146H13ZM35 145H38L39 147H38V149L40 150V151H37L38 149L36 148L37 146H35ZM77 147V145H78V147H80L79 145H81V147L80 148H76L75 149V146ZM231 145V146H230ZM31 146V147H30ZM35 146V148H33ZM70 146V147H69ZM74 148H73V147ZM90 146V147H89ZM94 146V147H93ZM125 146V147H124ZM160 146H162V147H160ZM221 146V147H222ZM235 147V148H233V147ZM22 147V148H21ZM27 147L29 148V149H27ZM72 147V148H71ZM136 147V148H137ZM228 147H230L229 148V150L227 149ZM68 148V149H67ZM83 148V149H82ZM104 148V149H103ZM114 148V149H113ZM226 148V149H225ZM22 149H24V150H22ZM33 149V152L31 151V150ZM45 149H47V150H45ZM53 149V150H52ZM66 149V150H65ZM70 149V150H69ZM71 149H72V153H71ZM109 149V150H108ZM111 149V150H110ZM163 149V150H162ZM3 150H4V152H8V155H7V152L4 154V152H3ZM24 152L25 151V153L26 154H24L22 151ZM27 150V151H26ZM29 150V151H28ZM37 151L36 152V154H35V151ZM49 150V151H48ZM65 150V151H64ZM86 150V151H85ZM239 150H241V152L239 151ZM21 153V154H18L19 152ZM31 151V152H30ZM148 151H150V152H148ZM156 151V152H155ZM166 151L167 152H170V153H168V154H166ZM231 151V152H230ZM235 151V152H234ZM239 151V152H238ZM29 152V154H28V156H24V155H27V153ZM38 152L40 153H42V152H44L42 155H44V156H42V155H40L39 154V156H38ZM58 152H61V153H58ZM65 152H67V153H65ZM157 153V156L156 157H154V155H150V153ZM165 152V154H162L161 156L159 155L158 156V154H161V153H164ZM224 152V153H225ZM229 152H230V154L232 155H230L229 154ZM2 153V154H1ZM31 153H33L35 156H36V159H35V156L34 155H30ZM46 153V154H45ZM50 153V154H49ZM65 153V154H64ZM70 153V154H69ZM95 154V156L96 157H94V154ZM98 153V154H97ZM107 153H109V154H107ZM138 153H139V155H140V157H139V155H138ZM235 153H236V155H235ZM3 154H4V156H3ZM10 154H11V158L12 159H8V158H10ZM16 156H15V155ZM57 154V155H56ZM76 154H74V156L76 155ZM142 154V155H141ZM143 154H145V155H147V158L143 155ZM229 154V155H228ZM234 154V155H233ZM260 154H261V157L258 159V157L260 156ZM258 156L256 155V157L255 156H253V157H255L254 159H253V157H251L250 159L254 162L256 159L258 160H256L255 162H254V164H252L251 163V160L249 161V163H251V165H253V166H251L250 164V168H249V165L247 164V166H248V168H247V166H245V169H243L244 168V166L243 165H241V168L242 169H240L239 167V169H237L239 172H237V170H234V171H232V173L230 174V173H227V175H225L224 176V178L223 177H221L222 178V180L221 181H219L218 182V186H215V185H213V187L212 188H209V190H206V194L204 193L203 195L202 194H200L198 191H196V189H194V187L192 188V186H194L195 184L194 183H196L195 182V180H194V178H192V176L194 177V175H192L191 177H188L187 176V174H183V175H186V178H185V176H181L180 178H179V176L180 175H176L177 177H178V179H177V177L176 176H174V177H172L173 178V180L171 179V177H169L171 180H167L168 181V183L167 184H164V186L165 187H163V188H160V189H158V190H154L155 192L156 191H158V192H154L155 193V195L154 194H151L152 192L150 191L149 192V195H148V193H146L147 195H148V197L146 196L145 197V199H146V201H145V204H144V206H143V202H142V200L144 201V199H139L140 200V202H139V204H141V202H142V206L140 205V207H143V208H141V215H139V217L140 216H142V218H140V220L138 219V222H136L135 220H137V219H134L128 226H127V228L129 229V230H131V232L129 231L128 232V229L125 227L124 229H123V231L121 232V234H119L116 238H117V240L120 238V237H123L122 235L125 233L126 234V232H127V234H128V236H126L125 234V236L124 237H132V236H134V238H136V236H137V239H133V241H135L133 244H136L137 246L141 243L142 245H140L141 246V248H140V246H138V249H142L143 247L142 246H144L143 244H145V246H144V248H145V250L143 249V251L141 250H137V247H136V245H133L132 243H130L129 244V247H128V245L126 244H124V246H122L123 248L118 252V253H116V255L117 254H119L120 256H121V254H122V256L119 258L118 256V258H116V259H120L119 261H122V263L121 264H132V263H134L133 261H135V264H139L140 262V264H164V263H166V264H172V263H174L173 261L174 260H176V259H178L177 261L179 262V263H176L175 262V264H199L200 262H202L203 264H208V262L210 261L209 259H211V262H213L214 261V263H215V259H216V263H217V259H218V257H220L221 255V257L223 258H219L218 259V262H219V264L220 263H222V264H231V261L232 262H234V263H236V264H238L239 263V261H240V263L239 264H241V263H244V264H247V262H248V260H249V256L251 255L250 254V252H251V250L253 251V249L254 248H256V249H260V247L262 248L261 250H260V252H259V250H257L258 252H259V254H258V257H254V256H257V253L258 252H256V249H255V251H253L254 252V254L252 253V255H251V257L250 258H252V257H254V258H252L251 259V261L249 260V264L251 263L252 264V262H253V259H254V261H256V263L255 264H258L259 263V261H260V263H262V264H264V153L262 152V153H260ZM1 155H2V157H1ZM21 156V157H19V156ZM63 155V156H62ZM111 155V156H110ZM7 156V157H6ZM9 156V157H8ZM13 156V157H12ZM14 156H15V159H13L14 158ZM25 158H24V157ZM30 156V157H29ZM32 156V157H31ZM40 156H41V158L43 159V158H45L44 160L45 161H47L46 163L47 164H51V165H47L46 163H45V161L44 160H42L41 158H40ZM51 156V157H50ZM54 156V158H52ZM113 156V157H112ZM126 156V157H125ZM152 156L154 157V159L155 160H153V158H152ZM233 156H235V157H233ZM4 157V158H3ZM17 157H19V158H17ZM38 157H39V159H38ZM110 157H112V158H110ZM125 157V158H124ZM137 157V158H136ZM142 157H144V158H146V159H142ZM150 159H149V158ZM164 157V158H163ZM229 157H230V159H229ZM4 160H3V159ZM5 158L6 159H8V160H12V161H14L13 162V164L11 163V162H8V161H6L5 160ZM17 158V159H16ZM23 158V159H22ZM32 158V161L30 162V164L29 163H26V162H28L29 161V159H31ZM34 158V159H33ZM46 158H48L50 161H48V159H46ZM59 158V159H58ZM93 158V159H92ZM95 158V159H94ZM131 158H129V159H131ZM140 158V159H139ZM163 158V159H162ZM19 159H21V160H19ZM26 159H28V160H26ZM56 159V160H55ZM117 159V160H118ZM135 159L137 160V161H139L138 163H136V161H135ZM168 159V160H167ZM1 160H3V163H2V161ZM17 160H19V163L17 162ZM23 160H24V163H23ZM37 160V161H36ZM38 160H40L41 161V163L40 164H38L40 161H38ZM53 160V161H52ZM94 160V161H93ZM116 160V161H117ZM151 160H153V161H151ZM162 160V161H161ZM169 160V161H170ZM227 160V161H226ZM234 160V159H233ZM232 160V161H233ZM16 161V162H15ZM34 161V162H33ZM42 161H43V163H42ZM54 161L56 162V163H54ZM116 161H114V163L116 162ZM157 161H155L156 163H157ZM222 163H221V162ZM226 161V162H225ZM6 164H5V163ZM37 162V163H36ZM49 162V163H48ZM51 162V163H50ZM123 162V163H122ZM125 162H126V164L128 165H126L125 164ZM151 162V163H150ZM215 162V163H214ZM217 162V163H216ZM225 162V163H224ZM257 162V163H256ZM10 163V164H9ZM15 163H16V165H15ZM17 163L21 166L22 164V166H24V168L22 169V166H21V173L22 174H19V177H18V175L17 176H14V174H11L12 173V171L14 170V169H19V165H17ZM22 163V164H21ZM25 163H26V165H25ZM113 163V162H112ZM114 163H113V165H114ZM134 164V163H136V164H134V165H130V164ZM156 163H154V164H152L153 166H155V168H156V166H157V168H158V163L156 164ZM216 165V164H219L218 166H217V168L219 169V170H217V168H216V166L214 165V164ZM256 163V164H255ZM28 164V165H27ZM39 166H38V165ZM54 164V169L55 170H53V165ZM118 164V163H117ZM117 164H115V165H117ZM121 164H123V166L121 165ZM139 164V165H140ZM196 164H198V163H195V164H191L190 165V168H191V170L193 169V171H194V169H195V166H196ZM212 164L214 165L213 166V168H211V166H212ZM220 164H222V165H220ZM224 164V165H223ZM226 164V165H225ZM229 164H231V163H229ZM6 166V168H5V166ZM11 165V166H10ZM30 165V168L32 169H30V168H28V166ZM38 166V168H37V166ZM42 166V168L44 169V171L42 170V168H41V166ZM45 165V166H44ZM135 165H137V166H135ZM151 165V168L153 169V166ZM211 165V166H210ZM17 166H18V168H17ZM47 166H48V168H52V171H54V172H56V176L53 178H51L50 179V177L53 175H55L53 172H51V170L50 169H48L47 168ZM66 166H67V168H66ZM119 166H122V168H119ZM132 166H134V169L132 168ZM228 166V165H227ZM1 168H3L2 170H1ZM5 168V169H4ZM7 168H10L9 170H7ZM11 168H12V170H11ZM27 168V170L26 171H23V170H25ZM34 168H35V170H36V172H34L33 170H34ZM46 168V169H45ZM137 168H139L138 170V172H137ZM142 168V169H141ZM150 168V169H151ZM189 168V169H190ZM210 168V170L211 171H209L208 169ZM216 168V169H215ZM221 168V169H220ZM30 169V170H29ZM129 169V170H128ZM152 169H151V171H152ZM214 169V170H213ZM59 170V171H58ZM124 170L128 173V171H129V175L130 176H128L127 175V173H125L124 174ZM134 170H136V171H134ZM145 170V169H144ZM216 170V171H215ZM6 171H8V172H6ZM11 173H10V172ZM28 171H30V172H28ZM31 171H33V173H37L38 171L40 172V171H42L43 172V174H42V172H40L39 174L41 175V177H42V179H40L41 177H39L40 175L38 174L36 177H33V176H35ZM51 172L50 174H51V176H50V174L48 173V172ZM117 171V172H116ZM213 171H215V173L213 172ZM6 172V173H5ZM24 172H26L25 174H27V175H29L28 173H32V175H31V178H33V180H30V176H25V174H24ZM46 172V173H45ZM60 172V173H59ZM210 172V173H209ZM212 172V173H211ZM235 172H236V174H235ZM10 173V174H9ZM47 174V175H45V174ZM53 173V174H52ZM111 173V174H112ZM123 173V174H122ZM206 175V176H204L203 177V175L204 174ZM214 173V174H213ZM234 173V174H233ZM48 174H49V176H48ZM216 174V175H215ZM232 174H233V176H232ZM12 175H13V177H12ZM16 175V174H15ZM20 175H21V177H20ZM27 177V178H29V180L28 179H25V177ZM231 175V176H230ZM10 176H11V178L12 179H15V181L14 180H12V179H10ZM24 177V180H23V177ZM43 176H44V178L46 177V176H48V177H46L45 178V180H44V178H43ZM96 176V173H93L92 174V178L93 177H95ZM146 176V177H145ZM145 176H143V178L145 177V178H147V176L148 175H145ZM189 176H190V174H189ZM6 177V178H5ZM38 177H39V179H38ZM120 177V176H119ZM183 177V180L184 179H186L185 180V184L183 183L184 181L181 179ZM187 177H188V181H187ZM2 178H4V179H2ZM9 178V179H8ZM37 180H36V179ZM142 178V179H143ZM145 178L143 179V181L145 180ZM195 178L196 179H198L196 176H195ZM207 178H204L203 180H207ZM18 179H22V182H23V184L21 183V180H19V181H17ZM46 179H47V181H46ZM142 179H140L139 178V180H141L140 182H142V184L140 183V182H136V184L135 185H137L136 186V188L137 187H139V185L141 186V187H146V185H147V187L144 189V190H142V189H140L141 187H139V190H140V193L141 194H139L138 195V193H139V190H138V188L136 189L135 187H134V191L132 190V188H131V190L133 191H130V190H128V197H127V193H126V187L124 188V191L123 192H125V193H123L122 195H119V199H123L124 197L126 198L127 197V200H126V202L127 203H135L136 201H135V198H137L136 196H142V194H144V193H142L141 192V190L143 191V192H145L146 191V189L148 188V190L147 191H149V184L147 183L148 182V179H149V177L145 180V181H147V182H145V186L143 185L144 183H143V181H142ZM180 179H181V182H180ZM190 179H192V180H190ZM200 179V178H199ZM11 180V181H10ZM25 180H28V182H31L32 181V183H26V181ZM39 180H41L42 182H40ZM139 180H137V181H139ZM205 180V181H206ZM25 181V182H24ZM166 181V182H167ZM176 181V182H175ZM187 181V182H186ZM190 181H192V182H190ZM194 181V182H193ZM3 182V183H2ZM9 182V183H8ZM15 183V185H14V183ZM17 182V183H16ZM23 186V187H21V186H19L18 184L19 183ZM33 182H35V183H37V184H35V183H33ZM70 182V183H69ZM171 182L177 187V186H179V188H175L174 187V185L173 184H171ZM177 182H179V183H177ZM204 182V181H203ZM10 183H11V185H12V183H13V187L12 186H10ZM24 183H25V185H24ZM68 183V184H67ZM170 183V185H168ZM177 183V184H176ZM180 183H182V184H180ZM190 183V184H189ZM9 184V185H8ZM17 184V185H16ZM33 184H34V187H35V185H36V187H35V189H34V187H33ZM59 184V185H58ZM66 184H67V186H69L68 188L70 189L71 188V190L73 191L74 190V188L76 187L75 185H77V189L78 190H74L73 191V193H72V191L71 190H69L68 188H67V186H66ZM74 184V186L75 187H73L72 185ZM179 184V185H178ZM188 184L190 185L189 187H185V186H188ZM6 185H8V187L6 186ZM28 185H30V186H28ZM32 185V186H31ZM173 186V188H172V186ZM25 186V187H24ZM71 186V187H70ZM79 186V187H78ZM167 186H170V187H167ZM212 186V185H211ZM10 187H12V188H10ZM16 187V188H15ZM19 189H18V188ZM21 187V188H20ZM31 187H33V188H31ZM62 187V188H61ZM73 187V188H72ZM167 187V188H166ZM181 187H185V188H183V189H189V191L186 189V190H183ZM215 187H217V188H215ZM62 190H61V189ZM166 188V189H165ZM169 188H170V190H169ZM215 188V190H213ZM26 189H28V192H27V190ZM29 189H33V190H30L29 191ZM59 189V190H58ZM69 190V192L67 191V190ZM161 189H165V190H161ZM175 190V191H173V190ZM179 189V190H178ZM192 189H194L197 193H196V195H195V191L193 190V191H191ZM211 189V190H210ZM16 190V191H15ZM25 190V193L23 192V191ZM57 190V191H56ZM110 192H109V191ZM112 190V191H111ZM135 190H137V191H135ZM169 190V191H168ZM178 190V191H177ZM180 190H183L184 192L185 191H188V192H186L187 194H185L184 195V192H181ZM32 191V192H31ZM56 191V192H55ZM59 191V192H58ZM78 191V192H77ZM99 191V192H98ZM105 192V194H104V192ZM160 191V192H159ZM162 191V192H161ZM163 191H165V193L163 192ZM179 191L182 193H180V195L181 196H183V197H179V195H178V198H176L177 196H175L176 194H175V192L176 193H179ZM19 193V196L20 197H18V200L20 201V202H18V200H16V202H10V204H9V201H8V199H10V198H13V196H14V198L17 196V194L16 193ZM31 194H30V193ZM34 192V193H33ZM51 192V193H50ZM58 192V193H57ZM65 192V193H64ZM70 192H71V194H70ZM75 192V193H74ZM93 192H94V194H93ZM106 192L108 193V194H106ZM114 193L115 192V194H111V193ZM167 192L168 193H172L173 192V195H174V197H171V198H176V200H175V202L173 201V202H170V203H172L173 205H175V206H173L172 207V204H171V206H170V204H169V206H168V208H167V206L165 207L166 208V211H164V209L165 208H162L163 209V211L161 210V212H159L162 216H163V218H169V217H174L175 215L176 216H178V215H180V214H183V212L184 211H187L188 209H189V211L191 212V215H192V213H193V217H194V214H196L198 211H200L199 212V214L197 213L196 214V216L193 218L191 215H190V212L189 211H187L186 213H189L188 215L186 214V213H184L183 214V216H181V218H180V221H181V224H182V222H184L185 224H186V226L187 227H185V225H184V223H183V225L181 226V229H180V227H177V228H175V231L177 232V229L179 230L180 229V232L182 231V229L184 228V232L182 231L181 232V234H179L180 232H175L174 231V227L172 228V226H173V224L172 223H168L167 225H164V227L162 226V227H160L161 229V231L162 232H160L159 231V228H158V230H156L157 228H156V226H157V223H155V222H157L155 219V217H151V218H153V220H151V222H149L150 220H148L147 222L149 223V227L148 228H150V229H146L145 230V233L143 232V234H141V235H139L138 234V232L137 231H139L140 230V228H141V226H145V223L144 222H146L145 220H147L150 216H153V214H154V212L157 210V206L160 204V202H159V200L160 199H162L163 197H160V196H162V195H164V197H166V194H167ZM213 193L214 192V196H212L211 195V193ZM20 193H22V194H20ZM54 193H57V194H55L57 197L55 198V195H54ZM79 193H81V195H78ZM98 193V194H97ZM122 192H120V194H121ZM137 194L136 196L133 194V196L132 195H130V194ZM158 193V194H157ZM163 193V194H162ZM208 193V194H207ZM210 193V194H209ZM53 194V195H52ZM59 194V195H58ZM66 194L68 195V196H70L71 198V201H69L70 199H66V201H65V198H64V201H62L61 202V200H62V197H66ZM70 194V195H69ZM75 196H74V195ZM93 194V195H92ZM101 194V195H100ZM145 194V195H146ZM159 195V196H157V195ZM161 194V195H160ZM200 194V195H199ZM32 195V196H31ZM63 195V196H62ZM65 195V196H64ZM103 195H105L104 197H103ZM111 195H114V196H112L111 197ZM124 195V196H123ZM126 195V196H125ZM151 195H152V197H151ZM205 195V196H204ZM210 195V196H209ZM21 196H23V197H21ZM27 196H29L30 197V200H29V197H27ZM49 196H51V197H49ZM53 196V197H52ZM61 197V200H60V198L59 197ZM79 196H80V199H79ZM92 196H93V199H91L92 198ZM102 196V197H101ZM131 196L132 197H134L135 196V198L133 199L134 201H131ZM156 196V197H155ZM167 196H168V194H167ZM190 196V197H189ZM200 196H204V197H206V198H204V197H202V198H204V199H202ZM208 196V197H207ZM33 197V199H31ZM75 197V198H74ZM76 197H78V198H76ZM101 197V198H100ZM107 197V198H108ZM151 197V198H150ZM158 197V199H156ZM160 197V198H159ZM195 197H198V199L197 198H195ZM199 197L203 200V201H201V199L199 200ZM211 197H212V200H210L211 199ZM4 198V199H3ZM21 198H23L22 200H21ZM25 198V199H24ZM26 198H27V200H26ZM49 198V199H48ZM50 198H52V199H50ZM76 200V201H79V202H76L74 199ZM95 198V199H94ZM97 198V199H96ZM116 198V199H117ZM167 198V197H166ZM168 198H170V196H168ZM167 198V199H168ZM182 198V199H181ZM47 199V200H46ZM57 199H59V200H57ZM79 199V200H78ZM92 201H91V200ZM99 199V200H98ZM131 201V202H129V200ZM149 199V200H148ZM179 199V200H178ZM195 199V200H194ZM206 199V200H205ZM56 200V201H55ZM72 200H73V203H72ZM93 200H95L94 202H93ZM101 200H103L102 201V203L100 202ZM124 200V199H123ZM138 200V201H139ZM158 200V201H157ZM172 200V199H171ZM171 200H169V201H171ZM198 200V201H197ZM205 200V201H204ZM207 200H210V201H207ZM36 203H35V202ZM44 201V202H43ZM47 201H48V203H47ZM49 201H51V203H49ZM64 203L63 205L61 204L60 205V203ZM82 201V203H80ZM90 201H91V204H90ZM101 203H99V202ZM118 201V200H117ZM125 201V200H124ZM138 201H137V203H138ZM157 201V203H155ZM161 201V200H160ZM192 201H193V204L194 205H190V204H192ZM197 201V202H196ZM207 201V202H206ZM18 202V203H17ZM30 202V203H29ZM46 202V203H45ZM56 202H58V203H56ZM70 204H69V203ZM75 202V203H74ZM109 202L107 203V204H109ZM110 202V203H111ZM159 202V203H158ZM200 202V203H199ZM203 202V203H202ZM204 202H205V204L206 203H208L207 205H205L204 204ZM39 203V204H38ZM41 203H45L44 204V206L41 204ZM53 203V204H52ZM67 203V204H66ZM79 203V206L78 205H75V204H78ZM99 203V204H98ZM175 203V204H174ZM199 205H198V204ZM2 204H4V205H2ZM9 204V205H8ZM40 204H41V206H40ZM48 204H50V205H48ZM55 204L57 205V204H59L60 205V207H63V208H61L62 209V211H61V209H60V207H59V205H57L58 207V209L61 211V213H60V211L58 210V209H56V206H55ZM156 204H157V206H156ZM200 204L202 205V207L203 206H205V207H200ZM7 205V206H6ZM12 206V207H9V206ZM28 205V206H27ZM30 205V206H29ZM36 206V208H35V206ZM46 205H48V206H46ZM72 205V206H74V207H70V206ZM81 205V206H80ZM154 207H153V206ZM186 205L187 206H190V208L192 207V206H194L193 208H191V210H190V208H187L186 207ZM38 206H40L39 207V209L37 208ZM49 206H51V207H49ZM52 206H53V208H52ZM84 206H86L85 204H84ZM84 206L82 207L83 208V211H85L84 210ZM145 206H146V211H147V213H148V211H149V213L146 215L145 214ZM198 206V208L200 207V210H198V208H196ZM6 209H5V208ZM10 209H9V208ZM27 207V208H26ZM33 208V210H32V208ZM44 207V209H42ZM55 207V208H54ZM150 207V210L148 209V208ZM154 208V209H151V208ZM169 207H171L170 208V210H169ZM183 207V208H182ZM186 207V208H185ZM50 208H52V209H54V211H58L57 212V214H56V212L54 213V211L52 210V209H50ZM77 208H79V209H77ZM182 208V209H181ZM30 209V210H29ZM35 209H37L36 211H39L40 209V211H42L43 213H40V211L39 212H37L36 213V211L35 212H33ZM47 209H50V210H52V211H50L49 210V214L47 213V212H45L44 213V211L46 210L47 211ZM68 210V211H65V210ZM185 209H187V210H185ZM197 209V210H196ZM9 210V211H8ZM11 210L13 211V212H11ZM27 210H28V213H27ZM70 210V211H69ZM81 210V211H80ZM85 211V213H88V212H90V211ZM142 210H143V212H142ZM167 210H168V212L170 211H172L171 213H173V214H175V213H177V214H175V215H172V216H169L170 215V212L168 213L167 212ZM182 210H184V211H182ZM196 211V213H195V211ZM20 211H22V212H25V213H23L24 215L22 216L21 214H22V212H20ZM64 211V212H63ZM150 211H154L153 213L152 212H150ZM174 211H176V212H174ZM182 213H181V212ZM194 211V212H193ZM67 212V213H66ZM164 212H166V215H165V213ZM3 213V214H2ZM34 214V213H36L34 216H32L31 214ZM38 213H39V215L40 214H45V216L44 215H42L43 217H45V221L43 222L42 220H44V218L41 220V222L39 221V218L41 219L42 217H41V215L39 216L38 215ZM52 213L53 214H56V215H54L55 216V218L53 219V218H51V217H54L53 215H52ZM64 213H66L65 215H64ZM69 213V214H68ZM80 213H82L81 215H79ZM84 213V214H85ZM151 213V214H150ZM222 213H227V215H224V216H222L221 217V214ZM1 214H2V216H1ZM20 214V216H18ZM26 214V215H25ZM60 214H63V215H60ZM71 214V217H68L69 215ZM145 214V215H144ZM159 214V215H160ZM169 214V215H168ZM29 215L31 216V218L29 217ZM47 215V216H46ZM52 215V216H51ZM57 215L59 216V218H57L56 219V217H57ZM76 215H77V217H79V218H77V219H75L76 218ZM145 217H144V216ZM148 215H149V217H148ZM223 215V214H222ZM16 216H18V217H16ZM27 216V217H26ZM39 217V218H37V217ZM49 216H51L50 218L52 219H50V218H47L46 219V217H49ZM63 216H66V218H67V220H65L66 218L65 217H63ZM75 216V217H74ZM155 216V215H154ZM243 216H245V218L243 219V220H241L242 218H243ZM21 219H20V218ZM34 217V218H33ZM63 217V218H62ZM84 217V218H83ZM144 217V218H143ZM146 217H147V219H146ZM192 217V218H191ZM242 217V218H241ZM28 218H30V220L32 221V222H30V220L28 219ZM38 220H37V219ZM65 218V219H64ZM72 218V219H71ZM138 218V217H137ZM158 218V217H157ZM33 219V220H32ZM49 219V220H48ZM55 219L57 220V221H55ZM60 219V220H59ZM63 219V220H62ZM73 219H75V220H73ZM143 219V220H142ZM241 221H240V220ZM255 219H257L258 221H257V223L255 224ZM260 219V220H259ZM19 220V221H18ZM46 220H47V222H49V221H51V222H53V223H55L56 224V226L58 227H56L55 226V224H53L52 225V227H50L49 229L47 228H44L43 226L44 225H46ZM72 220V221H71ZM154 220H155V222H154ZM249 220V221H248ZM252 220H253V223L251 224V223H248V222H252ZM255 220V221H254ZM35 223H34V222ZM55 221V222H54ZM59 221V222H58ZM71 221V222H70ZM134 221L136 222V223H134ZM140 221V222H139ZM144 223V225L143 224H141L142 222ZM152 221H153V225L154 226H151V224H152ZM245 221H248V222H246L245 224L247 225H245V227L246 228H244V229H242V227L244 226L242 223H244ZM30 222V224L28 225V229H27V226H25V225H27L28 223ZM39 223L40 222V225H42L41 223H43V225H42V228H44V229H41V227H40V225H38V224H36V223ZM61 222V223H60ZM67 224H66V223ZM68 222L70 223V224H68ZM146 222V223H147ZM31 223H32V225H31ZM45 223V224H44ZM50 223V222H49ZM59 225H58V224ZM151 223V224H150ZM231 223H232V225L233 224H237V225H235V227L236 226H239L240 224L241 225H243L242 227H241V225H240V227L239 228H235V227H233V226H230L231 225ZM11 224H13V223H11ZM10 224V225H11ZM23 224H25L24 226H23ZM48 224V223H47ZM63 225L64 224V226L62 227L61 225ZM136 224H137V226L139 227H137L136 226ZM156 224V225H155ZM229 224V225H228ZM250 224V225H249ZM31 225V226H30ZM135 227H133V226ZM140 225V226H139ZM18 227V229L16 228V227ZM20 226V227H19ZM21 226H23L24 227V229H22V227ZM38 226V227H37ZM55 226V227H54ZM61 226V228H59ZM148 226V224L146 225V227ZM224 226H225V228H228L227 226H229V228L230 227H232V228H230V229H232L231 230V235L228 233V235L226 236V237H228V238H225V240L223 241V242H221V243H219L220 244V247H219V244L217 245V244H215L216 243V240H214L215 238H216V236L217 237H219L222 233H223V231H221V229L222 228H224ZM251 226V227H250ZM6 227V228H7ZM16 229H15V228ZM29 227H31L30 229H29ZM32 227H35V229L33 228V231H32ZM40 227V228H39ZM183 227V228H182ZM250 227V228H249ZM19 228H21L20 230H21V232H23V233H19ZM55 228H57V229H62V230H57V229H55ZM131 228V229H130ZM152 228V229H151ZM156 228V229H155ZM162 228H164L163 230H162ZM234 228V229H233ZM26 229V230H25ZM38 229H40L41 231H39ZM51 229H53V230H51ZM83 229H85V227L83 228ZM82 229V230H83ZM127 229V230H126ZM138 229V230H137ZM154 229V230H153ZM171 229H173V230H171ZM236 229V230H235ZM238 229V230H237ZM251 229V230H250ZM255 231H254V230ZM17 230H19V231H17ZM25 232H24V231ZM30 232H29V231ZM47 230H49V231H47ZM126 230V231H125ZM151 230V231H150ZM223 230V229H222ZM225 230V229H224ZM227 230V229H226ZM233 230H234V233L237 231L238 232V234L237 233H233ZM240 230H242L241 231V233H240ZM250 230V232H251V235L249 234V231ZM255 232H253V231ZM44 231H46V232H44ZM51 231V232H50ZM85 231V230H84ZM133 231H135L134 233H132ZM147 231V232H146ZM153 231H155V232H153ZM161 233H159V232ZM174 231V233H176L175 235H174V233H172ZM230 231V230H229ZM228 231V232H229ZM8 232V229L7 230H5V231H3L2 233H0L2 236H6L5 234ZM26 232H28L30 235H31V237H28V234L26 233ZM149 232V233H148ZM150 232H152V233H150ZM170 232V235L168 234ZM217 232H222V233H217ZM254 234H253V233ZM36 233V234H35ZM40 233L44 236H42L41 237V235H40ZM46 233V234H45ZM50 233V234H49ZM80 233H82V231L80 230V232L78 233V234H80ZM123 233V234H122ZM132 235H131V234ZM135 233H136V236H135ZM146 233H148V235H146ZM156 234L155 236H154V234ZM164 234V236L166 237H164L165 239H163V234ZM217 233V234H216ZM233 233V234H232ZM23 234V235H22ZM27 235V239L26 240H24L26 237H25V235ZM130 234V235H129ZM134 234V235H133ZM138 234V235H137ZM167 234V235H166ZM173 234V236H171ZM205 234H209L210 236H209V238H208V240H205L206 238H204V236H205ZM214 234H215V236H214ZM244 234H249V236L248 235H244ZM20 238V236H21V239H19L17 236ZM29 235V236H30ZM35 235V236H34ZM39 235V236H38ZM162 235V236H161ZM230 235V236H229ZM243 235L244 236H247V237H244L245 239H243ZM32 236H33V239H34V241H32ZM37 236V237H36ZM140 236V237H139ZM143 236V237H142ZM159 237V236H161L160 238H159V240H157L158 242H156L155 240L156 239H158V238H156V237ZM214 238H213V237ZM251 236H253L252 238H251ZM255 236V237H254ZM38 237H40V238H38ZM144 237H147V238H144ZM169 237V238H168ZM249 237V238H248ZM29 238V239H28ZM116 238H115V240H116ZM211 238L213 239V242L211 241ZM16 239V240H15ZM19 239V240H18ZM41 239H43V240H46V241H43V240H41ZM140 241H142V242H140ZM141 239H143V240H141ZM154 239V240H153ZM262 239V240H261ZM5 240V241H4ZM13 240V241H12ZM20 242H23L22 244H21V242L20 243H17L18 241ZM36 240H38V243H39V245H38V243H35V241ZM145 240H147L146 242H145ZM151 240H153V241H151ZM160 240H162V241H160ZM253 240H257V241H255L254 243L255 244H257L256 245V247H254V243H251ZM1 241V240H0ZM7 241V242H6ZM11 241V242H10ZM27 241V242H26ZM32 241V242H31ZM43 241V242H42ZM48 241V243H49V245H47L48 243H46ZM132 241V242H133ZM144 241V242H143ZM261 241V242H260ZM263 241V242H262ZM25 242V243H24ZM31 242V243H30ZM35 243V246H34V243ZM37 242V241H36ZM45 242V243H44ZM139 242V243H138ZM148 242H151V243H148ZM152 242L154 243V245L152 244ZM156 242V243H155ZM248 242H250V243H248ZM257 242V243H256ZM262 244V245H260L259 246V244L260 243ZM8 243V244H7ZM29 243V244H28ZM46 244L47 245V247L45 248V246H44V244ZM147 243V244H146ZM210 243V244H209ZM214 243V244H213ZM231 243V244H230ZM11 244V245H10ZM15 244H16V246L18 247H16L15 246ZM26 244V245H25ZM38 246H37V245ZM208 244L210 245V246H208ZM248 244H251V246L249 245L248 246ZM254 244V245H253ZM7 245V246H6ZM11 247H10V246ZM26 247H25V246ZM33 245V246H32ZM152 245V246H151ZM213 245V246H212ZM215 245H217V246H215ZM231 245V246H230ZM252 245H253V247H252ZM28 246V247H27ZM40 246V247H39ZM43 246V247H42ZM126 246V247H125ZM148 246V247H147ZM151 246V247H150ZM153 246L155 247V248H153ZM209 248H208V247ZM228 246L229 247H231V249H233V250H231L230 248H228ZM243 246H245L244 247V249L245 248H247L248 247V249H249V251H248V249H246V250H244L243 249ZM257 246H259L258 248H257ZM29 247H33L34 248V250H35V248L36 247H38L37 249H38V252L40 251V249L41 250H43V251H40L39 253L37 252V249L35 250V253L33 252L34 250H33V248L31 249V248H29ZM128 247V249H126ZM132 247H134L133 249H135L134 251H133V249H132ZM136 247V248H135ZM149 248L150 249V251H148L149 249H147V248ZM207 247V248H206ZM210 247L212 248V249H210ZM241 247H242V251L243 252H247V253H243V255L245 256V259L247 260H245L244 259V257H242V259H244V260H242L240 257L241 256H243V255H241L242 254V252H241ZM249 247H252V248H249ZM3 248V249H2ZM12 248V249H11ZM17 248V249H16ZM42 248H44V249H42ZM69 249H67L68 250V254H70L71 253V255L72 256H70V255H68V256H70V257H76V259H74V258H71V259H69V258H65V260L67 261V263L68 264H76V262L77 261H75V260H77V257H78V259H79V257L84 253L85 255H83V256H86V254H88L89 252L87 251V253L86 252H83V253H81L80 251H78V252H80L79 254H80V256H78V255H76L77 253H76V251H77V247H75L74 245H72V247H70V244H69V247H68ZM71 248H73V249H71ZM74 248H75V250H74ZM153 248V249H152ZM200 248H205L206 250H205V252H206V254H208V255H210V257L211 258H207V256H205L204 257V255L203 254H205V253H203L204 252V250L203 249H201L200 250ZM216 248H218V251H217V249L215 250ZM230 250V251H228V249ZM26 249H28L27 251H26ZM46 249V250H45ZM53 249V248H52ZM52 249H51V252L50 253H52ZM71 249V250H70ZM125 249V250H124ZM152 249V250H151ZM154 249H157L156 250V253L154 252L155 250ZM211 250L212 251V254H210L209 252H207V250ZM4 250V251H3ZM9 250H12L13 252H14V254L16 255V257H15V255H13V252L11 251V253H9L10 251ZM62 250V249H61ZM67 250H66V253H67ZM79 250V249H78ZM132 250V251H131ZM137 250V252H139V253H137V252H135ZM197 250H199L198 252H197ZM209 250V251H210ZM213 250H215V251H213ZM237 250H239V251H237ZM30 251V252H29ZM33 253H32V252ZM46 251V252H45ZM71 251V252H70ZM76 253H74V252ZM127 251H130V252H132V254L135 252V255H136V258H134L135 257V255L133 254V256H130L131 255V253L130 252H127ZM152 251H153V253H152ZM210 251V252H211ZM217 251V252H216ZM229 253H228V252ZM231 251H233L234 253H231ZM236 251H237V253H236ZM263 251V254H261L262 255V260H260V253ZM4 252H7V253H9V254H12V255H9V254H3ZM41 252H43V253H41ZM127 252V255H125V253ZM148 252V253H147ZM150 252V253H149ZM196 254H195V253ZM201 252V253H200ZM213 252H215V256L216 257H214V253ZM240 252H241V254H240ZM2 253V254H1ZM22 253V254H23ZM37 253V254H36ZM50 253L48 254V255H50ZM130 253V254H129ZM144 253V255L142 256V254ZM186 253H187V255H189L188 257H187V255H186ZM189 253V254H188ZM198 253H200L199 255H202L201 257L204 259H199L197 256H195L196 258H198V259H196L195 258V261H193L194 260V255L193 254H195V255H197ZM203 253V254H202ZM216 253H217V255H216ZM227 253V255L229 254L230 255V258H229V255L227 256V255H223V254H226ZM255 253H256V255H255ZM21 254V255H22ZM41 254H43L42 255V257H37V255H41ZM128 254H129V256H128ZM139 254H141V255H139ZM150 254H153L154 256L152 257L151 255V258H149L150 256L149 255ZM192 254V255H191ZM220 254V255H219ZM233 256H232V255ZM250 254V255H249ZM3 256V258H4V260H3V258H2V256ZM5 255H7V256H9V257H7V256H5ZM17 255H18V260H17ZM67 255V254H66ZM140 257H139V256ZM147 255V256H146ZM177 255V256H176ZM180 256V258H179V256ZM236 255V256H235ZM237 255H239L238 257H239V259L237 260V262H236V260H235V258H237ZM247 255H249L248 256V258H247ZM44 256V257H43ZM46 256V257H45ZM127 256H128V258H127ZM137 256L140 258V259H137ZM149 256V257H148ZM184 256V257H183ZM224 256V257H223ZM227 256V257H226ZM14 257V258H13ZM30 257V258H29ZM31 257H32V259H31ZM67 257V256H66ZM123 257V258H122ZM132 257V258H131ZM144 257H148L149 259H147V261H146V258H144ZM177 257V258H176ZM190 257H191V259H190ZM192 257H193V259H192ZM232 257V258H231ZM235 257V258H234ZM27 258V259H26ZM85 258V257H84ZM84 258H82V257H80V259H84ZM124 258L126 259L125 261H126V263H125V261H123L124 260ZM130 258H131V260H130ZM133 258H134V260H133ZM175 258V259H174ZM186 258V259H185ZM188 258V259H187ZM212 258H215V259H213V261H212ZM226 258V259H225ZM227 258H229V259H227ZM256 258V259H255ZM258 258H259V261H257L258 260ZM67 259H69V260H67ZM135 259H137V260H135ZM220 259H222V262H220ZM0 260V263H3L2 261ZM23 260V259H22ZM117 260V261H118ZM133 260V261H132ZM172 260V261H171ZM182 260V261H181ZM190 260V261H189ZM197 260V261H196ZM205 261V263L203 262V261ZM225 260H227V261H225ZM233 260H235V261H233ZM27 261H26V264H27ZM73 261V262H72ZM128 261V262H127ZM131 261V262H130ZM136 261H137V263H136ZM143 261V262H142ZM146 261V262H145ZM169 261V262H168ZM172 263H171V262ZM208 261V262H207ZM223 261L224 262H226V263H223ZM230 261V262H229ZM244 261V262H243ZM11 262V263H12ZM168 262V263H167ZM181 262V263H180ZM258 262V263H257ZM45 263V261L42 263V264H44ZM66 263V264H67ZM201 263V264H202ZM234 263H232V264H234ZM254 263V262H253ZM259 263V264H260ZM209 264H213V263H209ZM218 264V263H217Z\"/></svg>",
  "mask_w": 264,
  "mask_h": 264
},
{
  "label": "bare ground",
  "instance_id": "2",
  "mask_svg": "<svg viewBox=\"0 0 264 264\" xmlns=\"http://www.w3.org/2000/svg\"><path fill=\"white\" fill-rule=\"evenodd\" d=\"M32 0H8V2H7V5L5 6V10L7 11H10V12H12V6H14V4L15 5H17L18 7H21L22 9H28L29 11H30V9L32 8V7H34L35 6V4H34V6H31V5H29V6H31L30 8L28 7V4L31 2ZM36 1V0H35ZM40 1V0H39ZM45 1V0H44ZM48 1V0H47ZM51 1H53V0H51ZM50 1V2H51ZM61 1V0H60ZM59 1V2H60ZM62 1H64V0H62ZM77 1V0H76ZM75 0H74V2H73V4H75V2H76ZM184 1H186V0H184ZM211 1H213V0H211ZM223 1V0H222ZM231 1V0H230ZM233 1V0H232ZM239 1V0H238ZM242 1V0H241ZM255 1V0H254ZM261 1V0H260ZM0 2L2 3L3 1L2 0H0ZM57 2V1H56ZM68 2V1H67ZM66 2V3H67ZM80 2V1H79ZM166 2H168V0L166 1ZM180 2H182V1H180ZM180 2H178V3H180ZM210 2V0H191V2H189V3H187L186 2V4L184 5V7L182 8V9H184V12L182 11V13H181V15H175L176 17H177V21H180V20H178V17H180L181 19H183L184 21H185V19H187V18H185L186 17V15L188 16V14L189 13H191L190 11H192L193 10V12H194V10L196 9L194 6H196V7H198V4H200V5H202V4H204V5H206V4H208ZM215 2V1H214ZM226 2V1H225ZM240 2V1H239ZM243 2H245V0L243 1ZM242 2V4H244ZM256 2H258L259 3V1H255L254 3L256 4ZM264 2V1H263ZM0 3V4H1ZM9 3V4H8ZM47 3V2H46ZM49 3V2H48ZM65 3V4H66ZM72 3V2H71ZM176 3V0L173 2V4H175ZM198 3V4H197ZM220 3V2H219ZM228 3H229V1H228ZM257 3V4H258ZM5 4V2L2 4V5H0V8H1V6H3ZM40 4H41V2H40ZM54 4V3H53ZM57 4V3H56ZM64 3H62V5H63ZM79 4V3H78ZM83 4V3H82ZM169 4V2L166 4V5H168ZM254 4V5H255ZM260 4V3H259ZM258 4V5H259ZM42 5H44V4H42ZM41 5V6H42ZM50 6H51V4H49ZM76 5V4H75ZM165 5V6H166ZM176 5H177V3H176ZM175 5V9H176V6ZM179 5V4H178ZM212 4H209L208 6H205L206 7V11H208V12H212V10H214V9H211L209 6H211ZM214 5V4H213ZM237 5H239V3L237 4ZM252 6V7H246V8H248L249 9V16L251 17L250 19H244V20H242V21H240V24H242V25H240L239 26V24H236V26H235V28L236 27H240L239 29H237L236 28V30H237V32H235L236 30H234L233 29V27H229V29H225V27L227 26V24L230 22L229 21V18H230V16H232V14H233V12H235L236 10L235 9H237V6H235V11L234 10H231L228 14H226L225 16H220V15H217V16H219V17H217V19L214 21L213 20V22H214V26H215V31H213V34L212 35H216L217 33H219L220 31H222L223 33H225V36H223L224 37V39H223V41L220 43V41H219V43L220 44H223V45H225L224 46V48L226 47L227 48V53L229 54V55H231V56H234L233 58H235V56H237V55H248V53H250V49L252 48L251 47V44H253V43H251L252 41L253 42H255V40H258L257 39V35H260V36H262L263 37V41H264V9H262V6H261V9L260 10H257V9H259V8H257L258 7V5H257V7H255V6ZM262 5V4H261ZM69 6H70V4H69ZM82 6V5H81ZM170 6H172V5H170ZM169 6V7H170ZM181 6V5H180ZM183 6V5H182ZM240 6H241V4H240ZM240 6H238V7H240ZM42 7H44V6H42ZM54 7V6H53ZM58 7V6H57ZM68 7V6H67ZM66 7V8H67ZM74 6L73 5H71V8H73ZM162 7H164V6H162ZM162 7H161V12H158L157 11V13H153V11H151V9H149L150 8V6H149V8L147 7H145L144 9H146V10H142V11H144V12H142V15L144 14L145 15V17H147V21H145V22H148V19L149 18H153V17H155V18H157V17H162V15L164 14V11H163V9H162ZM167 7V6H166ZM173 7H171V8H173ZM179 7V6H178ZM192 7H194L195 9H193ZM213 7V6H212ZM4 8V7H3ZM3 8H1V11L2 10H4ZM55 8V7H54ZM60 8H61V6H60ZM64 8V7H63ZM63 8L61 9V10H63ZM159 8V7H158ZM165 8V7H164ZM168 8V7H167ZM166 8V9H167ZM181 8V7H180ZM192 8V9H191ZM244 8H245V6H244ZM257 8V9H256ZM264 8V7H263ZM9 9H11V10H9ZM19 9V8H18ZM42 9V8H41ZM56 9H58V8H56ZM92 9V8H91ZM143 9V8H142ZM152 9H153V7H152ZM157 9V8H156ZM156 9L154 10V11H156ZM160 9V8H159ZM159 9H157V10H159ZM198 9H201V8H198ZM198 9H196L197 11H200V10H198ZM204 9V8H203ZM21 10V9H20ZM33 10V9H32ZM40 10V9H39ZM48 9H46L45 11H47ZM53 10V9H52ZM68 9H66V11H67ZM70 10V9H69ZM75 10H78V9H75ZM80 10V9H79ZM78 10V11H79ZM171 10V9H170ZM174 10V9H173ZM179 10V9H178ZM181 10V9H180ZM237 10H239V9H237ZM247 10V9H246ZM8 11L6 12L7 14H9L8 13ZM14 11V10H13ZM37 11V10H36ZM44 11V12H45ZM59 11V10H58ZM138 11V10H137ZM141 11V10H140ZM167 11V10H166ZM172 11V10H171ZM248 11V10H247ZM2 12H5V11H2ZM38 12V11H37ZM40 12V11H39ZM43 12V13H44ZM51 12H53V11H51ZM63 12H65V11H63ZM68 12H70V11H68ZM74 12V11H73ZM85 12V11H84ZM133 12V11H132ZM176 12V10L173 12V16H174V13ZM178 12H181V11H178ZM202 12V11H201ZM21 13H22V11H21ZM27 13V12H26ZM31 13V12H30ZM29 13V14H30ZM36 13V12H35ZM42 13V12H41ZM47 13V12H46ZM57 13V12H56ZM76 13H77V11H76ZM94 13V12H93ZM167 13V12H166ZM165 13V14H166ZM172 13V12H171ZM196 13V12H195ZM195 13H193V16H195L194 14ZM205 13V12H204ZM207 13V12H206ZM213 13V12H212ZM3 14V13H2ZM1 14V15H2ZM25 14V13H24ZM39 14V13H38ZM68 14V13H67ZM84 14V13H83ZM82 14V15H83ZM105 14V13H104ZM132 14V13H131ZM130 14V15H131ZM135 14V13H134ZM164 14V15H165ZM176 14V13H175ZM180 14V13H179ZM209 14V13H208ZM207 14V15H208ZM1 15H0V17H1ZM18 15H19V13H18ZM18 15H13L12 16V24L11 25H13L14 26V24L16 23V21L18 22L17 24L19 25L20 24V21L22 20L21 18H18ZM22 15H23V13H22ZM77 16V15H71V14H68V15H66V18H71L70 20H67V19H61V21H59V22H57L56 24H55V26L53 27H49V29H44L43 30V28H42V30L41 31H39L38 30V32L33 36V38L32 37H26L25 39H22V40H19L18 42H16V41H14L13 42V44H12V46L11 47H9L7 50H5V51H3L2 52V50H0L2 53H3V55L4 54H6L7 55V57H8V61L6 62L5 60H7V58L5 57V55H4V57H3V61H5V63L4 64H2L1 65V67L2 68H5V69H12L13 70V72L12 73H10L9 75H6L5 77V81H7V79L9 78H12V77H14V76H16L17 77V75H18V77H20V75L21 74H23V75H25V74H27L28 76L29 75H38L39 77H38V79H36L37 81H39V83H42L43 82V80L41 79L42 78V75H45V74H48V77L47 78H51V79H54V78H57L58 77V74H60L59 73V71L64 67V66H67V65H69V64H74L75 62H77L80 58H82V56L84 57V56H86V55H88L89 56V58H91L90 57V52L92 51V50H90V49H92L93 47L92 46H90L91 45V42L93 41V40H90L91 39V35L93 36V34L95 33L96 34V32H94L95 30H93V29H91V32H94V33H92L91 34V32H90V28H92V27H90V24L89 23H83L84 21H86V22H90L93 18H94V16H93V18L91 19L88 15H86L85 16V18L83 17V16ZM90 15V14H89ZM96 15H97V12H96ZM133 15V14H132ZM137 15V14H136ZM142 15H140V16H142ZM203 15V14H202ZM4 16H6V15H4ZM4 16H2V17H4ZM31 16V14L28 16V17H30ZM46 16V15H45ZM49 16V15H48ZM60 16L63 18L64 17V15L62 16V14H60ZM138 16V15H137ZM140 16L138 17V18H140ZM172 16V17H173ZM185 16V17H184ZM34 17H35V15H34ZM33 17V18H34ZM47 17V16H46ZM51 17V16H50ZM87 17H89V18H87ZM111 18H113L114 20H115V22L116 23H114V26L116 25V27H111V26H108V28L106 29V26H104V28L105 29H103L102 27V29L103 30H106V33H108V31H109V33L112 31L113 33L114 32H116V31H119V32H123V30H124V28L125 27H123V25H124V19L122 20V18H119V15L118 14H116V15H113V16H110ZM135 18H137L136 16H134ZM134 17L132 18V19H134ZM167 17V16H166ZM25 18V17H24ZM23 18V19H24ZM52 18H53V16H52ZM60 17L58 16V19H59ZM102 18V17H101ZM125 18V17H124ZM143 18V17H142ZM141 18V19H142ZM154 18V19H155ZM169 18V17H168ZM168 18H166L167 20H169ZM185 18V19H184ZM216 18V17H215ZM21 19V20H20ZM39 19V18H38ZM42 19H43V17H42ZM54 19H56L55 17H54ZM129 19H131L130 17H129ZM144 19V18H143ZM151 19H149V20H151ZM175 19V18H174ZM190 19H192V18H190ZM213 19V18H212ZM231 19V18H230ZM5 20V19H4ZM3 20V21H4ZM29 20H30V18H29ZM36 20V19H35ZM35 20H34V22H35ZM48 20V19H47ZM46 20V21H47ZM51 20V19H50ZM60 20V19H59ZM94 20V19H93ZM121 20V21H120ZM139 20V19H138ZM155 20H159V19H155ZM154 20V21H155ZM161 20V19H160ZM163 20H165L164 19V17H163ZM172 20V19H171ZM24 21H25V19H24ZM37 21V20H36ZM41 21V20H40ZM42 21H44V19L42 20ZM54 21V20H53ZM58 21V20H57ZM125 21H127L126 23L127 24H129L128 22H130V21H128V19L127 20H125ZM153 21V20H152ZM166 21V20H165ZM176 21V20H175ZM175 21H172V22H175ZM184 21H182V22H184ZM192 20H190V22H191ZM7 22V21H6ZM5 22V23H6ZM22 22V21H21ZM39 21H37V23H38ZM49 22V21H48ZM69 22V23H68ZM123 22V23H122ZM136 22H137V20H136ZM141 22V21H140ZM139 22V23H140ZM142 22H143V20H142ZM181 22V21H180ZM179 22V23H180ZM200 22V21H199ZM0 23H2V21H0ZM30 23H32V22H30ZM45 23V22H44ZM96 23H98V22H96ZM130 23H132V22H130ZM133 23H134V21H133ZM160 23V22H159ZM167 23V22H166ZM170 23V22H169ZM178 22H175V25H174V23H172V25H171V28H172V26L174 27V28H176V24H177ZM186 23V22H185ZM189 23V22H188ZM211 23V22H210ZM27 24H28V22H27ZM40 23H38V25H39ZM43 24V23H42ZM141 24H143V23H141ZM165 23H163V25H164ZM168 24V23H167ZM180 24H182V23H180ZM213 24V23H212ZM10 25V26H11ZM37 25V26H38ZM48 25H49V23H48ZM96 25V24H95ZM130 25V24H129ZM129 25H128V27L127 28H125V29H129ZM202 25V24H201ZM12 26V27H13ZM20 26V25H19ZM28 27L27 28H29V24L27 25ZM44 26V25H43ZM125 26V25H124ZM134 26H137V25H134ZM141 26V25H140ZM143 26V25H142ZM170 25H168V27H169ZM180 27H181V25H179ZM205 26V25H204ZM213 26V25H212ZM0 27H2V26H0ZM8 26L6 25V27H5V29H4V31L6 32V28H7ZM34 27V26H33ZM39 27V26H38ZM130 27H132V26H130ZM138 27H139V25H138ZM162 27H164V26H162ZM167 27V26H166ZM184 27V26H183ZM187 27H188V25H187ZM199 27V26H198ZM1 28V29H2ZM15 28V27H14ZM13 28V29H14ZM41 28V27H40ZM93 28H95V27H93ZM97 28V27H96ZM136 28V27H135ZM146 28V27H145ZM182 28V27H181ZM197 28V27H196ZM227 28V27H226ZM12 29V28H11ZM21 29H22V27H21ZM32 29V28H31ZM36 29V28H35ZM98 29V28H97ZM100 29V28H99ZM121 29H123V30H121ZM134 29V28H133ZM173 29V28H172ZM184 29H186L185 27H184ZM183 29V30H184ZM225 29V30H224ZM7 30H8V28H7ZM28 30V29H27ZM93 30V31H92ZM101 30V29H100ZM132 30V29H131ZM138 30V29H137ZM140 30V29H139ZM138 30V31H139ZM166 30V29H165ZM169 31H167L166 30V33L168 32V33H171L170 32V29H168ZM175 30V29H174ZM178 30H179V27H178ZM177 30V31H178ZM239 30V31H238ZM3 31V30H2ZM26 31V30H25ZM128 31H130V29L128 30ZM133 31H135V29L133 30ZM164 31V30H163ZM172 31V30H171ZM196 31V30H195ZM199 31H201V30H199ZM1 32V31H0ZM8 32H9V30H8ZM24 32V31H23ZM99 32H101V31H99ZM99 32L97 33V34H99ZM103 32V31H102ZM175 32V31H174ZM174 32H172L170 35H166V37L167 36H169L168 37V40H171V39H173V37L174 36H176V34H173ZM182 32H184V31H181L180 30V33H182ZM186 32V31H185ZM4 33V32H3ZM108 33V36H110L109 38L111 39V35H113V34H109ZM125 33H127L126 31H125ZM133 33V32H132ZM137 33V32H136ZM139 33V32H138ZM165 33V34H166ZM177 33V32H176ZM178 33H179V31H178ZM177 33V35H178V38L180 37V36H182V35H179ZM198 33V32H197ZM2 34V33H1ZM8 34V33H7ZM6 34V35H7ZM104 34V33H103ZM128 34V33H127ZM130 34V33H129ZM134 34H135V32H134ZM133 34V35H134ZM186 34L187 33H185V36H186ZM201 34V33H200ZM222 33H220V35H221ZM10 35H11V33H10ZM20 35V34H19ZM23 35V34H22ZM28 35V34H27ZM30 35V34H29ZM136 35V34H135ZM164 35V34H163ZM219 35V34H218ZM32 36V35H31ZM95 36V35H94ZM150 36V35H149ZM152 36V35H151ZM173 36V37H172ZM217 36V35H216ZM257 36V37H256ZM4 37H7V36H4ZM96 37H97V35H96ZM107 37V36H106ZM153 37H154V35H153ZM162 37H164V36H162ZM184 37V36H183ZM192 37V36H191ZM212 36H210V38H211ZM218 37V36H217ZM222 37V38H223ZM29 38V39H28ZM103 38V37H102ZM148 39H150L149 37H147ZM147 38H145V39H143V40H147ZM177 38V39H178ZM221 38V39H222ZM1 39V38H0ZM3 39V38H2ZM5 39H7V38H5ZM28 39V40H27ZM95 39H97V38H95ZM94 39V40H95ZM166 40H167V38H165ZM175 39V38H174ZM182 39V38H181ZM214 39V38H213ZM11 40V39H10ZM106 40H107V38H106ZM113 40V39H112ZM151 40H152V37H151ZM160 40H162V41H166V40H163V39H160ZM160 40L158 41V43L160 42ZM178 40H180V38L178 39ZM96 41V40H95ZM148 41H150V40H147V42ZM172 41V40H171ZM182 41V40H181ZM180 41V42H181ZM187 41V40H186ZM213 41V40H212ZM103 42V41H102ZM102 42H101V45H102ZM108 42V43H107ZM173 42V41H172ZM177 42V41H176ZM175 42V43H176ZM180 42H179V44H180ZM183 42V41H182ZM188 42V41H187ZM191 42V41H190ZM198 42V41H197ZM196 42V43H197ZM216 42V41H215ZM262 42V41H261ZM1 43V42H0ZM10 43V42H9ZM93 43H95V42H93ZM92 43V44H93ZM104 43V42H103ZM105 43H107L108 45L107 46H109V45H112V43L110 42V44H109V41H106ZM142 43H144L143 41H142ZM169 43H171L170 41H169ZM178 43V42H177ZM192 43V42H191ZM255 43H257L258 44V41L257 42H255ZM254 43V44H255ZM263 43V42H262ZM2 44H3V42H2ZM11 44V43H10ZM114 44V43H113ZM150 44V43H149ZM163 44H166V43H162V45ZM215 44V43H214ZM135 45V44H134ZM139 45V44H138ZM182 45V44H181ZM259 45H260V41H259ZM262 45V44H261ZM260 45V46H261ZM104 46V45H103ZM117 46V45H116ZM164 47H165V45H163ZM167 46H169L170 47V44H168ZM179 46V45H178ZM187 46V45H186ZM200 46V45H199ZM207 46V45H206ZM256 46H258V45H256ZM259 46V47H260ZM264 46V43H263V45H262V47ZM3 47V46H2ZM90 47H92V48H90ZM98 47H100V46H98ZM114 47V49H115V46H113ZM215 47V46H214ZM221 47H223V46H221ZM221 47H219V48H221ZM95 48H97V47H95ZM110 48V47H109ZM112 48V47H111ZM110 48V49H111ZM125 49H127V55H126V59L125 60H127V59H129L130 61H131V57L132 56H134V54H136V53H133V55L130 53V50H129V48H130V45H127V46H125L124 47ZM161 48V47H160ZM167 48V47H166ZM165 48V49H166ZM201 48V47H200ZM205 48V47H204ZM211 48V47H210ZM253 48H255L254 46H253ZM5 49V48H4ZM99 49H102V47L101 48H99ZM113 48H112V50H114ZM132 49V48H131ZM145 49V48H144ZM147 49H148V47H147ZM157 49V48H156ZM163 49V48H162ZM185 49V48H184ZM199 49V48H198ZM197 49V50H198ZM261 49V48H260ZM263 49V48H262ZM98 50V49H97ZM97 50H93V51H97ZM103 50V51H102ZM101 51L102 52H100L99 51V53H101V55L105 52H108V51H110L111 52V50H108V47H103V49H102ZM108 50V51H107ZM168 50V49H167ZM200 50V49H199ZM264 50V49H263ZM126 51V50H125ZM142 51V50H141ZM164 51V50H163ZM254 51H256V50H254ZM258 51H259V49H258ZM257 51V52H258ZM262 51V50H261ZM157 52V51H156ZM171 52V51H170ZM197 52V51H196ZM263 52V51H262ZM1 53V54H2ZM68 53H72L71 55H75L76 57H77V60H73L72 58V56H70V57H72V58H69L68 56ZM97 53V52H96ZM109 53V52H108ZM144 53V52H143ZM159 53H160V51H159ZM174 53V52H173ZM194 53V52H193ZM256 53V52H255ZM111 53H109V56L112 58V56L110 55ZM113 54H114V52H113ZM112 54V55H113ZM146 54V53H145ZM145 54H142V55H145ZM161 54V53H160ZM163 54H165V52H163L162 53V55ZM168 54V53H167ZM196 54V53H195ZM257 54V53H256ZM258 54H259V52H258ZM104 55V54H103ZM108 55V54H107ZM142 55H140V56H142ZM154 55L157 57H155V56H152V59H153V57L155 58V61H156V59L158 60V58H159V56H158V52H157V55L154 53ZM161 55V56H162ZM172 55V54H171ZM171 55H169L170 56V58H171ZM210 55V54H209ZM208 54L205 56V57H208L209 56ZM98 56V55H97ZM105 56V55H104ZM103 56V57H104ZM137 56V55H136ZM165 56V55H164ZM167 56V55H166ZM176 56V55H175ZM193 56V55H192ZM200 56H202V55H200ZM204 56V55H203ZM212 56V55H211ZM259 56V55H258ZM261 56L262 57H264L263 56V54L262 55H260V57L259 58H261ZM87 57V56H86ZM93 57V56H92ZM99 57V56H98ZM109 57V58H110ZM135 57V56H134ZM134 57H133V59H134ZM238 58L240 57V56H237ZM257 57V56H256ZM89 58H85V59H89ZM100 58V57H99ZM108 58V59H109ZM115 58V57H114ZM136 58V57H135ZM161 58V57H160ZM163 58V57H162ZM169 58V59H170ZM188 58V57H187ZM217 58V57H216ZM34 59L36 60L37 59V61L38 62H34ZM39 59V60H38ZM83 59V58H82ZM84 59V61H86ZM101 59H103V58H101ZM107 59V57H106V60L107 61H110L111 59H109L108 60ZM149 59V58H148ZM237 59V58H236ZM0 60H2V58L0 59ZM100 60V59H99ZM104 60V59H103ZM102 60V61H103ZM138 60V59H137ZM154 60V59H153ZM152 60V61H153ZM165 60H166V58H165ZM164 60V61H165ZM173 60V59H172ZM2 61V62H3ZM89 61H90V59H89ZM105 61V60H104ZM155 61H153V62H155ZM161 61H162V59H161ZM167 61V60H166ZM195 61V60H194ZM211 61V60H210ZM245 61V60H244ZM87 62V61H86ZM153 62H151V63H153ZM157 62V61H156ZM155 62V63H156ZM159 62L160 61H158V66H154V67H158L159 68V65L161 64H159ZM201 62V61H200ZM82 63H83V61H82ZM89 63V62H88ZM136 63V62H135ZM165 63V62H164ZM169 63V62H168ZM97 64V63H96ZM148 64H149V62H148ZM154 64V63H153ZM152 64V65H153ZM157 64V63H156ZM204 64V63H203ZM206 64H207V62H206ZM144 65V64H143ZM164 67L165 66H167L166 65V63H165V65L164 64H162ZM171 65V64H170ZM214 65H216V64H214ZM169 66V65H168ZM167 66V70L169 71V67ZM173 66L174 65H172L170 68H172L173 69V71L175 72V66H174V68H173ZM185 66V65H184ZM195 66V65H194ZM249 66V65H248ZM138 67V66H137ZM204 67V66H203ZM208 67V66H207ZM210 67V66H209ZM90 68V67H89ZM143 68V67H142ZM141 68V69H142ZM153 67H151V69H152ZM162 66L160 67V70L162 71V69H163V71L162 72H164V68H162ZM186 67H184V68H181L182 69V71H183V69H185ZM202 68V67H201ZM244 68V67H243ZM132 69V68H131ZM146 69V67L144 68V74H147L145 71ZM245 69V68H244ZM4 70V69H3ZM122 70V69H121ZM136 70V69H135ZM153 70V69H152ZM167 70H165V71H167ZM171 70V69H170ZM179 70V69H178ZM178 70H176V71H178ZM187 70V69H186ZM185 70V71H186ZM191 70V69H190ZM218 70V69H217ZM1 71H2V69H1ZM4 71H6V70H4ZM62 71V70H61ZM148 71L151 73V71L148 69ZM154 71V70H153ZM168 71H167V73H168ZM202 71H203V69H202ZM205 71V70H204ZM203 71V72H204ZM216 71V70H215ZM138 72H140V70L138 71ZM141 72H143V71H141ZM155 72H157V69H156V71ZM162 72H160V73H162ZM180 72H181V70H180ZM179 72V73H180ZM184 72V71H183ZM199 72V71H198ZM206 72V71H205ZM239 72V71H238ZM253 72V71H252ZM115 73V72H114ZM135 73V72H134ZM167 73H164V74H167ZM171 73V71L169 72V74ZM173 73V72H172ZM171 73V74H172ZM177 73V72H176ZM176 73H174V74H176ZM182 73V72H181ZM221 73V72H220ZM236 73V72H235ZM144 74H141L142 76H144ZM152 74V73H151ZM156 75H157V73H155ZM158 74H159V72H158ZM169 74H167V76L169 75ZM188 74H189V72H188ZM188 74L186 75V76H188ZM206 74V73H205ZM223 74V73H222ZM136 73H135V77H133V78H136ZM140 75V76H141ZM148 75V74H147ZM147 75H145V76H147ZM156 75H154L155 77H156ZM161 75V74H160ZM190 75V74H189ZM210 75V74H209ZM221 75V74H220ZM22 76V75H21ZM132 76H133V74H132ZM144 76V77H145ZM151 76V75H150ZM158 77H159V75H157ZM162 76L164 77V75L162 74ZM166 76V75H165ZM171 76V75H170ZM177 76V75H176ZM185 76V77H186ZM214 76V75H213ZM45 77V76H44ZM60 77V76H59ZM117 77V76H116ZM138 77V76H137ZM143 77V78H144ZM152 77H153V75H152ZM162 77V78H163ZM172 77H174V75L172 76ZM180 77H182V76H180ZM179 77V79L178 80H182L183 78H180ZM184 77V76H183ZM184 77V78H185ZM236 77V76H235ZM1 78H3V77H1ZM0 78V79H1ZM37 78V77H36ZM132 78V77H131ZM148 78V77H147ZM146 78V79H147ZM149 78H151V77H149ZM164 78H166V77H164ZM169 78H171V77H168L167 79H169ZM187 78V77H186ZM185 78V79H186ZM257 78V77H256ZM8 79V80H9ZM13 79V78H12ZM154 79V82L156 83V85H157V81H156V79H159V80H161V82H165V80H163L162 81V79H161V77L160 78H153ZM175 78H173V80H174ZM191 79H192V77H191ZM4 80V79H3ZM3 80H0V81H2V82H4L5 83V81H3ZM14 80H16V78L14 77ZM14 80H11V81H14ZM136 82H138L139 80H140V77H139V80L136 78ZM142 81H143V79H141ZM150 80V79H149ZM149 80H147L146 82H147V84H148V82H151V81H149ZM152 80V79H151ZM170 80V79H169ZM194 80V79H193ZM203 80V79H202ZM46 81V80H45ZM171 81H172V79H171ZM176 81H177V79H176ZM212 81V80H211ZM232 81V80H231ZM10 82V81H9ZM128 83H129V80L127 81ZM127 82H125V83H127ZM134 82H135V79H134ZM158 82H160V81H158ZM169 81H167L166 83H167V87H168V85H169V87H170V83H168ZM180 82V81H179ZM1 83V82H0ZM73 83V82H72ZM114 83V82H113ZM127 83V84H128ZM154 83V84H155ZM178 83V82H177ZM208 83V82H207ZM91 84V83H90ZM123 84H124V82H123ZM127 84H125L126 85V87H124V88H127ZM136 84V83H135ZM139 84H145V82H143V83H141V81H139ZM131 85V86H130ZM134 84L132 83V81H131V84L129 83L128 84V86L129 87H131V89L133 88V87H135V86H133ZM138 84H136V86H137ZM143 85H141V89H142V87H144ZM149 85H150V83H149ZM159 85V84H158ZM161 85H163V84H161ZM160 85V86H161ZM165 85V84H164ZM164 85H163V87H164ZM173 85V84H172ZM180 85V84H179ZM183 85V84H182ZM182 85H181V87H182ZM196 85V84H195ZM194 85V86H195ZM198 85V84H197ZM197 85L195 86V89H196V91H197ZM124 86V85H123ZM133 86V87H132ZM139 86V85H138ZM148 86V85H147ZM146 86V87H147ZM150 86H154L153 85V82H152V85H150ZM149 86V88H151L152 89V87H150ZM210 86V85H209ZM264 86V85H263ZM120 86H118L117 88H119ZM146 87H144V88H146ZM157 88H158V86H156ZM162 86L160 87V88H163ZM172 87V86H171ZM192 87V86H191ZM190 87V88H191ZM198 87H199V85H198ZM116 88V89H117ZM123 88V89H124ZM137 88H140V86L139 87H137ZM136 87H135V89H137ZM166 87H164V89H165ZM55 89V88H54ZM71 89V88H70ZM115 89V90H116ZM121 89V88H120ZM129 89V88H128ZM154 90H156V88H153ZM151 90L150 92H151V94H152V92L154 91V90ZM164 89H163V91H164ZM166 89H169V88H166ZM165 89V90H166ZM194 89V90H195ZM260 90H262L261 92H263V94H264V87H260L259 88ZM119 90V89H118ZM125 90V89H124ZM127 90V89H126ZM133 90H134V88H133ZM132 90V91H133ZM138 90H140V89H138ZM145 90V89H144ZM150 90V89H149ZM148 90V91H149ZM173 90V89H172ZM109 91H111V90H109ZM109 91H107V92H109ZM113 91V90H112ZM121 91V90H120ZM120 91H118L119 93H120ZM135 91L136 90H134V92L133 93H135ZM147 91V93H150V92H148ZM157 92L158 91H162V90H156ZM156 91H154V92H156ZM167 91H169V90H166L165 91V93L167 92ZM195 91V92H196ZM259 91V90H258ZM101 92V91H100ZM100 92H96V93H100ZM114 92V91H113ZM123 92V91H122ZM121 92V93H122ZM128 92V91H127ZM156 92V93H157ZM171 92V91H170ZM114 93H117V92H114ZM118 93V94H119ZM120 93V94H121ZM137 93H139V92H137ZM136 93V94H137ZM141 93H142V95H143V93L145 94L146 92H142V90H141ZM140 93V94H141ZM146 93V94H147ZM162 93H164V92H162ZM162 93H160L161 95H163ZM204 93V92H203ZM258 93H260V92H258ZM98 94H97V96H98ZM123 94V93H122ZM121 94V95H122ZM135 94V95H136ZM145 94V95H146ZM151 94H149L150 96H151ZM157 94H159V92L157 93ZM159 94V95H160ZM170 94V93H169ZM193 94H195L194 92H193ZM209 94H210V92H209ZM101 95V93L99 94V96ZM102 95H106L105 93H103ZM112 95H114L113 93H112ZM124 95V94H123ZM122 95V96H123ZM133 95V94H132ZM137 95H139V94H137ZM149 95H147V97H149ZM154 95V94H153ZM152 95V96H153ZM156 95V94H155ZM154 95V96H155ZM165 95V94H164ZM188 95H190V92H189V94ZM188 95L186 96L187 98H186V101H188L187 99H188ZM198 95V94H197ZM95 96V101L97 102V100H96V95H94ZM108 96V95H107ZM107 96H103V97H105V99H104V101L102 100L103 98H101L100 100L102 101V103H101V101L99 102V103H101L100 104V106H101V108L103 109V107L105 106L106 108H107V106H109V104H111L112 105V103L115 105H118L119 103H114L117 99H115V98H117V97H115L114 96V98H113V96H112V98L113 99H115L114 100V102H112L111 101V96H110V93H109V97L106 99V97ZM119 96V95H118ZM122 96H119L120 97V99L118 98V100L120 101H122V103L123 102H125V101H123L122 100ZM128 96V95H127ZM130 96V95H129ZM140 96V98H143V96L141 97V95H139ZM167 96V95H166ZM190 96H193V95H190ZM189 96V97H190ZM195 96V95H194ZM201 96V95H200ZM84 97V96H83ZM126 97V94H125V96H124V98ZM131 97H133V96H131ZM157 97V96H156ZM197 98H198V96H196ZM196 97H195V99H196ZM208 97V96H207ZM88 98H90V96L88 97ZM111 98V99H110ZM134 99H136V97H133ZM145 98H146V96H145ZM185 98V97H184ZM201 98V101H202V97H200ZM199 98V99H200ZM205 98V97H204ZM18 99V98H17ZM144 99V98H143ZM149 99V98H148ZM151 99H152V97H151ZM167 99V98H166ZM190 99V102H191V99L193 100V97H191V98H189ZM49 100V99H48ZM78 100H80L79 98H78ZM85 100V99H84ZM117 100V102H119ZM125 100V99H124ZM127 101H128V99H126ZM131 100V99H130ZM140 100H142V99H140ZM150 100V99H149ZM148 100V101H149ZM155 100H157V98H155ZM248 100V99H247ZM2 101V100H1ZM21 101V100H20ZM75 101V100H74ZM81 101V100H80ZM145 101H146V99H145ZM144 100H143V102L144 103H146L147 104V101L145 102ZM194 101V100H193ZM197 101H198V99H197ZM197 101L195 100V103H197ZM232 101V100H231ZM231 101H229L230 103H232V105L231 106H229V110L232 108V110H234L235 109V111L234 112H236V110L238 111L237 113H238V115L239 114H241V115H239V116H241V117H243L242 115H244L246 112H247V110H249L250 108H253V109H255V111L254 112H257V106H258V104H252V105H238V103H240V102H238V103H236V101H235V103L237 104V105H233L234 103L233 102H231ZM69 102V101H68ZM73 102V101H72ZM88 102H89V100H88ZM111 102V103H110ZM130 102V101H129ZM132 102H136V101H133V100H131V103ZM138 102V101H137ZM136 102V103H137ZM151 102V101H150ZM161 102V101H160ZM175 102V101H174ZM183 102V101H182ZM188 103L189 105L191 104V103ZM242 102H243V100H242ZM247 102V101H246ZM78 103V102H77ZM83 103V102H82ZM121 103V102H120ZM126 103V102H125ZM130 103V104H131ZM136 103H135V106H136ZM141 102H139V105H142V103L140 104ZM152 103H154V102H152ZM162 103V102H161ZM184 103H186V102H184ZM183 103V104H184ZM228 102H226V104H227ZM229 103V104H230ZM33 104V103H32ZM80 105H81V103H79ZM88 104V103H87ZM150 104V103H149ZM149 104H147L146 105V107L147 106H149ZM172 104H173V102H172ZM182 104V105H183ZM187 104V103H186ZM186 104H184L185 106H187ZM192 104L194 105V103L192 102ZM224 104V103H223ZM226 104L224 105V110H226L225 109V106H226ZM242 104V103H241ZM244 104V103H243ZM84 105V104H83ZM111 105H110V107H111ZM125 104H123L122 106H124ZM126 105H128V104H126ZM151 105V104H150ZM183 105V106H184ZM196 105H198V104H196ZM221 106H222V104H220ZM220 105L218 106V104L215 106L214 105V107H213V111H212V113L211 114H208V115H199V116H195L194 115V117L193 118H189V120H188V118L186 119L187 121H189L188 122V124H187V122L185 121V124H183L184 123V120H183V125L181 126V125H179L180 123H178V122H176V123H178V125H179V127H181V128H178V125H177V127H176V129H180L179 131H177V132H174L171 136H169L168 134H166L167 133V130H166V133L164 132V129L162 128V127H158V125H161V124H158L156 127H158L157 128V130H154V131H150V132H154V136L152 137L154 140L153 141H150L149 140V138H147L146 140V142H145V140H144V143L142 144V141H140V139L138 140V141H140L141 142V147H137V146H135V147H133L132 145H131V143L130 144H128L127 145V143L131 140V137L129 138L130 140L129 141H127L126 140V138H125V133L123 132L125 129L127 130H129L130 131V129H132V127H130V125L132 126L135 122V120H133L132 118H131V120L129 119V123L128 124H126L128 121L127 120H125V117H123V119L126 121V123H125V121H122V119H121V121L120 122H124L125 124H126V127H125V129L123 128V127H116V126H119V125H116V126H113V125H110V124H112L111 122H110V124H109V122H108V124H109V127H113V128H111L112 130H109V132L108 133H110V131H111V134H112V136H114V138H116V140H115V142L117 143V140L118 141H123V140H120V138L121 139H125V142L127 141V143H126V147L124 148V150H120V151H118V152H116L112 157H113V159H106V158H104V157H102L101 158V161H98V162H96V165H94V163L95 162H87V161H85V160H83V155L80 153V154H76V153H74V154H76L75 156H74V154H73V158H71V159H66V165H70V167H71V170H73V172H72V175H71V179H72V181L75 183V184H78V185H80V187L81 188H78L79 190L81 189L82 190V195H81V193H77L78 195H81L82 196V199H83V201H85L84 200V198L86 197L87 198V196H88V199H89V197H90V195H91V193H90V195H88V193L90 192V191H92V190H95V189H102V190H105L106 188H107V186H108V188L109 189H111V188H113L114 190L116 189L117 190V193H119V194H116V195H118V198L116 199L115 198V196L114 195H111V197L112 196H114V200H116V201H113V202H111V199H113V198H109L110 196H109V192L107 193L106 192V194H108V195H106L107 197H105L104 198V200L106 201V199H109L110 200V202H109V204H102V205H97V206H95V207H93L92 209H91V211L89 210V209H87V211L89 210L90 212H88V213H85V211H86V208H88V207H91V205H89L88 207H87V205L89 204V200H87L88 202L87 203H84L86 206H84V204H81L82 205V207L84 206V210L85 211H83V208L81 207L80 209L82 210V212H84L83 213V216L84 215H86V216H84L83 218L84 219H81L82 217L81 216H79V217H77V215H76V218L75 219H77V218H79V219H77L78 221H76L75 219H73V220H75V222H73L72 220V223L70 224L69 222H68V224H70V225H68L67 227L65 226L64 228L65 229H63L64 231H62V232H56V233H53V231L51 232L52 234H50L49 236H48V234H47V236H46V238L47 237H50V241H51V239H52V241L50 242L51 243V245H52V242H53V244H54V246L52 245V253H50L51 252V249L49 248L48 249V251L50 250V255H48L49 253H45V255L47 256H45L46 257V259L44 258V260H43V262L45 261V263L44 264H66L67 263V261L65 260V258H69L70 256H72L71 255V253L70 254H68L69 252H68V250L67 249H69L68 247H69V244H70V247H72V245H74L75 247H77L76 249H77V251H76V253L78 252V251H80L81 253H83V252H86L87 253V251L89 252L88 254H86V256H83V255H85L84 253L80 256V252H78L76 255H78V256H80V257H82V258H84L83 260L82 259H80V257H79V259H78V257H77V260H75V261H77L76 262V264H121L122 263V261H119L121 258V256H122V254H121V256L119 255V254H117L116 255V253H118L123 247L122 246H124V244L126 245H128V247H129V244L130 243H134L135 241H133V239H137V236H136V233H135V236H136V238H134V236H132V237H124L125 235L126 236H128V234H127V232H126V234L124 235L123 233V237H120L118 240H117V236L119 235V234H121V232L123 231V229L126 227L127 228V226L134 220V219H137V220H135L136 222H138V219L140 220V218H142V216H140L139 217V215H141L142 213H141V208H143V207H140V205L142 204V202H143V206H144V204H145V201H146V199H145V197L147 196L148 197V195H149V192L151 191L152 193L151 194H154L155 195V193L156 192H158V191H154V190H158V189H160V188H163V187H165L164 186V184H167L168 183V181L167 180H173V178L172 177H174V176H176V175H180L179 176V178L183 175V174H187V176L188 177H191L192 175H194V177L192 176V178H194V180H195V182L196 183H194L195 185L194 186H192V188L194 187V189H196V191H198L200 194H206V190H209V188H212L213 187V185H215V186H218L219 184H218V182L219 181H221L222 180V178L221 177H223L224 178V176L225 175H227V173H232V171H234V170H237V169H242L241 168V165H245V166H247V164L249 165H251V163L253 162L251 159V157H253V156H255L256 157V155L258 154H260V153H264V138H262V139H259L258 141H256V143L253 145V143H252V146H247L243 151H242V153H238L237 154V156H236V158H233L231 161H227L228 162V166L226 165L224 168H223V166H221V168H222V170L220 171V173L218 172L217 173V175L218 176H216V177H213V176H211L209 179L207 178V177H204V176H206L205 174H207L208 173V171H207V173H206V171L204 170L205 168H206V166H207V164L209 165V163L211 162V161H217L218 160V158L220 157L221 158V156L224 154H226L227 152H225L224 151V149H222L223 148V146H222V141L223 140H225L228 136H231L230 134H229V130L233 127V126H235V125H233V123H236L238 120V123L239 122H241V124L239 125V126H242V125H246V123H248V122H246V121H244V119H245V117H243V119H238L239 118V116H238V120L235 122V121H233L232 123H231V121H232V119H230L232 116H236L237 114L236 113H234V112H228L227 114H226V111H228V110H226V111H223L221 108L222 107H220ZM58 106V105H57ZM72 106V105H71ZM71 106H65V107H63V108H61V109H56V111L55 112H53V113H51V115H47V117H41V116H39L38 115V113H29V111L27 110V109H25V110H27L28 111V113H26L27 114V118H28V120H29V124H21V125H19V126H17V127H15L14 126V129H11L12 127H10L9 129H10V131L9 132H7V133H14V135H16V132L17 133H19V131L21 130V129H23V131H24V129L26 128V129H29V127H31L30 129H32L33 127V129L32 130H34V129H36L35 127H37V129H38V127H40V126H44V125H50V124H56V123H58V125H59V122H61V121H59V120H61L60 118H62V116L64 115L65 116V113H67L70 109H71ZM89 106V105H88ZM100 106L99 107H97V108H95V109H93V110H90V111H88L89 112V118H90V120H95V117L97 116V114H98V111H99V109H100ZM103 106V107H102ZM120 106H121V104H120ZM120 106H114L115 108L113 109V110H116V107H117V110L119 109L118 107H120ZM129 106V105H128ZM127 106V107H128ZM132 106V105H131ZM138 106V105H137ZM136 106V107H137ZM184 106V107H185ZM51 107V106H50ZM79 107V106H78ZM113 107V106H112ZM126 107V106H125ZM133 107V106H132ZM139 108H141L140 106H138ZM138 107L137 108H135L134 109V107H133V109L134 110H136V109H138ZM145 107V106H144ZM153 107V106H152ZM183 107V108H184ZM193 107V106H192ZM195 107V106H194ZM201 107V106H200ZM228 107V106H227ZM247 107H249L248 109H247ZM52 108H55V106H53V107H51L50 109H51V112H52ZM59 108V107H58ZM77 108V107H76ZM79 108H81V106L79 107ZM86 108V107H85ZM121 108V112L123 111L124 112V110L125 109H127V108H125L124 110H123V108L122 107H120ZM129 108V107H128ZM148 108V110H152V108L150 109V107H147ZM164 108V107H163ZM262 108H263V106H262ZM29 109H31V108H29ZM108 109H111V108H108ZM145 109L146 108H144L143 109V105H142V113H145V116H146V112H145ZM253 109H250V110H253ZM258 109H261V107L260 108H258ZM24 110V109H23ZM24 110V111H25ZM39 110V109H38ZM55 109H53V111H54ZM81 110V109H80ZM107 110V109H106ZM111 111V110H109V111H111V112H113V113H115L114 111ZM117 110H116V113L118 114H120L121 112H119L120 110H118V112H117ZM127 110H130V109H127ZM127 110L125 111V112H127ZM132 110V109H131ZM172 110V109H171ZM232 110H230V111H232ZM23 111V112H24ZM27 111H25V112H27ZM30 111H33V110H30ZM36 112H37V110H35ZM83 111V110H82ZM104 111V110H103ZM109 111L108 112H106V111H104V112H106V114L107 113H109ZM140 111H141V109H140ZM22 112V111H21ZM21 113V114H23L22 116H24L25 114L24 113ZM80 112V111H79ZM102 112V111H101ZM103 112V113H104ZM130 112V111H129ZM132 112H135V111H132ZM137 112H139V109L137 110ZM161 112V111H160ZM208 112V111H207ZM254 112H252V113H254ZM263 112V111H262ZM102 113V115H104ZM140 113L141 112H139L138 114H139V116H141L142 115V113H141V115H140ZM177 113V112H176ZM179 113V112H178ZM222 113H225V114H222ZM258 113L260 114V112L258 111ZM79 113H77V115H78ZM83 114V112L81 113V115ZM118 114V115H119ZM132 114V113H131ZM204 114V113H203ZM247 115H248V113H246ZM250 115H251V113H249ZM76 115V116H77ZM80 115V114H79ZM78 115V116H79ZM113 114H111V116H112ZM116 116V118H118V117H121L122 118V116L121 115H123V116H125V114L124 113H122L121 115H119V116ZM130 115V114H129ZM132 115H134V113L132 114ZM232 115V116H231ZM21 116V115H20ZM22 116H21V118H22ZM82 116H85V115H82ZM81 116V117H82ZM105 117H106V115H104ZM108 116V115H107ZM131 116V115H130ZM130 116H128L127 115V117L126 118H128V117H130ZM150 116V115H149ZM149 116H147V117H149ZM230 116V117H229ZM235 116H234V118H235ZM249 116V115H248ZM248 116H246V117H248ZM260 116V115H259ZM263 116H264V114H263ZM66 117H68V116H66ZM69 117H71V116H69ZM105 117H104V120H105ZM108 117H110V115L108 116ZM113 117V116H112ZM261 117V116H260ZM21 118H19V120L21 119ZM26 118V117H25ZM26 118V119H27ZM76 117H71L70 119L68 118V120H72L73 121V123H71V124H69V125H73V126H75L76 127V125H77V123H79L81 120L83 121V117H82V119H80L79 120V118H77L78 119V121L75 119ZM101 118H103V117H101ZM134 119H135V116L133 117ZM136 118H137V116H136ZM139 118V117H138ZM137 118V119H138ZM154 118V117H153ZM222 118H224V119H229V121H230V124H228L227 123V121L225 122V124H223V122L225 121V120H223ZM233 118V117H232ZM249 118V117H248ZM64 120H66L65 118H63ZM112 119V118H111ZM111 119H109V120H111ZM114 119H115V116H114ZM119 119V118H118ZM118 119H115L114 120V122L113 123H115L116 122V120H118ZM144 119V118H143ZM142 118H141V120H143ZM147 119V118H146ZM220 119H222V123L221 124H223V125H225V126H223L224 128L222 129V132L220 133V137H218V135L216 136V137H218L217 138V140H215V138H213V139H211L212 137H210V135H209V133H208V131L207 130H210V129H207V128H210L211 126H214L213 124L211 125V126H209L210 125V123H212L213 121H217V120H219L220 121ZM22 120H24V119H22ZM109 120H107V121H109ZM120 120V119H119ZM132 120H133V124H131L132 123ZM139 120V119H138ZM137 120V121H138ZM182 120V119H181ZM234 120V119H233ZM249 120V119H248ZM247 120V121H248ZM10 121V120H9ZM12 121V120H11ZM13 121H15V120H13ZM101 121H102V119H101ZM106 121V120H105ZM104 121V124H106L107 122H105ZM137 121H136V123H137ZM154 121V120H153ZM179 121V120H178ZM242 121H244V122H246V123H244V122H242ZM249 121H251V120H249ZM6 123L8 122V121H5ZM4 122V123H5ZM16 122V121H15ZM15 122H14V124H15ZM62 122H63V120H62ZM70 122V121H69ZM77 122V123H76ZM117 122H119V121H117ZM116 122V123H117ZM140 122V121H139ZM165 122V121H164ZM221 122V121H220ZM11 124H10V126L12 125V123L13 122H10ZM64 123H65V121H64ZM64 123H63V126H64ZM81 123H84V121L83 122H81ZM80 123V124H81ZM102 123H103V121H102ZM101 123V124H102ZM122 124V125H124L125 126V124ZM169 123V122H168ZM216 123V122H215ZM250 123V122H249ZM1 124H2V122H1ZM130 124V125H129ZM166 124V123H165ZM209 124V125H208ZM217 125H218V123H216ZM220 124V123H219ZM221 124H220V126H221ZM237 124V123H236ZM3 126H4V124H2ZM6 125V124H5ZM8 125V124H7ZM6 125V126H7ZM16 125V124H15ZM66 125H67V123H66ZM135 125V124H134ZM133 125V126H134ZM209 126V127H206V126ZM233 125V126H232ZM248 125V124H247ZM56 126V125H55ZM54 126V127H55ZM60 126H61V123H60ZM68 126V125H67ZM106 126H107V124H106ZM121 126V125H120ZM129 126V128H127ZM172 126V125H171ZM239 126L237 127V128H239ZM8 127H9V125H8ZM8 127H6V128H8ZM46 127V126H45ZM48 128H49V126H47ZM46 127V128H47ZM52 127V126H51ZM64 127H66V126H64ZM63 127V128H64ZM105 126H103V128H104ZM108 127V126H107ZM106 127V128H107ZM108 127V128H109ZM115 127V128H114ZM139 127V126H138ZM166 127H169L170 128V126H166ZM184 127V128H183ZM216 128L218 127V126H215ZM222 127V126H221ZM0 128H1V126H0ZM5 128V127H4ZM41 128V127H40ZM53 128V127H52ZM67 128V127H66ZM66 128H64V129H66ZM77 128V127H76ZM75 128V130H77ZM212 128V127H211ZM219 128V130H220V127H218ZM228 128H230L229 130H228ZM240 128H242V127H240ZM25 129V130H26ZM29 129V130H30ZM58 128L56 127V130H57ZM59 129H62L61 127L59 128ZM78 129H82L81 127H80V125H79V128ZM87 129V128H86ZM110 129V128H109ZM153 129V128H152ZM155 129V128H154ZM234 129H236V128H234ZM1 130V129H0ZM42 130V129H41ZM44 130V129H43ZM42 130V131H43ZM47 129H45V131H46ZM51 130V129H50ZM52 130H54V129H52ZM68 130H72V127H69L68 126V128L66 129V131H64V130H62V132L63 133H65V132H67ZM89 130V129H88ZM174 130V129H173ZM172 130V131H173ZM213 130H214V128H213ZM216 130V129H215ZM215 130H214V133H215ZM231 130H233V128L231 129ZM8 131V130H7ZM42 131H41V133H42ZM60 131V130H59ZM74 131V130H73ZM79 132H80V130H78ZM104 131H105V129H104ZM107 131H108V129H107ZM169 131V130H168ZM175 131V130H174ZM212 131V130H211ZM1 132V131H0ZM55 132V131H54ZM57 132V131H56ZM61 132V133H62ZM69 132V131H68ZM87 132V131H86ZM113 132V133H112ZM131 132V131H130ZM133 132V131H132ZM170 132V131H169ZM168 132V133H169ZM210 132V131H209ZM232 131H230V133H231ZM6 133V134H7ZM20 133H22V132H20ZM19 133V134H20ZM39 133V132H38ZM44 133V132H43ZM60 133V134H61ZM63 133L61 134V135H63ZM70 133H72V134H74L72 131L70 132ZM70 133H69V135H70ZM78 134V132H75V135H77ZM81 133V132H80ZM107 133V134H108ZM122 133H123V135H122ZM211 133V132H210ZM212 133H213V131H212ZM234 133H236L235 132V130H234ZM45 134H46V132H45ZM57 134H59L58 132H57ZM90 134V133H89ZM110 134V135H111ZM13 135V136H14ZM39 135H40V133H39ZM39 135H37V137L39 136ZM75 135H72V137H71V135H70V137L71 138H75L76 136ZM109 135V134H108ZM121 135L124 137H121ZM133 135V134H132ZM213 135V134H212ZM215 135V134H214ZM235 135V134H234ZM0 136H1V134H0ZM8 138L7 139H10L9 138V134H7L6 135ZM11 136V135H10ZM12 136V137H13ZM45 136V135H44ZM74 136V137H73ZM77 136H79V135H77ZM21 137V136H20ZM62 137H64V136H62ZM62 137H61V141H63L64 142V140H62ZM70 137L68 136V139H70ZM80 137L82 138V135H80ZM92 137L94 138L95 136H93L92 135ZM111 137V136H110ZM214 137V136H213ZM232 137V136H231ZM264 137V136H263ZM14 138H15V136H14ZM19 138V137H18ZM77 138V137H76ZM84 138V137H83ZM87 138V137H86ZM89 138V137H88ZM97 138V137H96ZM108 138V137H107ZM114 138H110V139H112V141L114 140ZM229 138V137H228ZM252 138V137H251ZM13 139V138H12ZM17 139V138H16ZM60 139V138H59ZM65 139H66V136H65ZM68 139H66L67 141H68ZM80 139V138H79ZM109 139V140H110ZM135 139V138H134ZM233 139V138H232ZM231 139V140H232ZM35 140V139H34ZM66 140H65V142L64 143H66ZM88 140V139H87ZM89 140H92V139H89ZM88 140V141H89ZM94 140V139H93ZM98 139H96V141H97ZM136 140V139H135ZM141 140H143V139H141ZM152 140V139H151ZM166 140H168L167 142L169 143V140H170V143H169V145H168V148H169V150L168 151H170V149H172V150H174V152H172V153H174V154H172V155H174L173 157L174 158H172V160H168V162H166V160L165 161H163V162H165L166 164H161L162 166H160L159 167V163H158V158H160V157H157L156 159L157 160H155L154 159V157H156L157 156V153H150V155H154V157L152 156V158H153V160H155V161H157V163H158V168H157V166H156V168H155V166H153L152 164H154V163H156L155 161H153V160H151V161H153L154 163H151V165L153 166V169L151 168V165L149 166V169L148 170H146V168H147V164L149 163V161H147V155H145L146 154V150L144 149V148H146V147H149V146H152L155 142H157L158 144L159 143H161V142H164V141H166ZM227 140V139H226ZM255 140V139H254ZM13 141V140H12ZM16 141V140H15ZM32 142H33V139L31 140ZM31 141L29 140L28 142H30L31 143ZM38 141V140H37ZM55 142L56 141H58V139L57 140H54ZM70 141V140H69ZM84 142V140L82 139V140H80V142ZM111 141V140H110ZM229 141H230V139H229ZM2 142V141H1ZM0 142V143H1ZM4 142V141H3ZM18 142V141H17ZM20 142V141H19ZM19 142H18V144H16V145H19ZM46 142V141H45ZM72 142V141H71ZM90 143H91V141H89ZM114 142V143H115ZM234 142V141H233ZM232 142V143H233ZM255 142V141H254ZM34 143V142H33ZM35 143H36V141H35ZM38 143V142H37ZM39 143H40V141H39ZM43 143V142H42ZM48 143H51V142H48ZM56 143H58V142H56ZM60 143V142H59ZM68 143V142H67ZM73 143V142H72ZM85 143V142H84ZM83 143V144H84ZM87 143V142H86ZM95 143V142H94ZM97 143V142H96ZM96 143L94 144L95 145V147H96ZM137 143V142H136ZM166 143V142H165ZM167 143V144H168ZM225 143V142H224ZM9 144H10V142H9ZM8 144V145H9ZM13 144H14V142H13ZM29 144V143H28ZM45 144V143H44ZM61 144V143H60ZM78 144H79V142H78ZM81 145H82V143H80ZM93 144V143H92ZM139 144V142L137 143V145ZM156 144V143H155ZM158 144H156V146L158 145ZM164 143H162V145H163ZM166 144V145H167ZM10 145H12V144H10ZM21 145V144H20ZM19 145V146H20ZM30 145H32V144H30ZM46 145V144H45ZM64 145V144H63ZM69 145V144H68ZM71 145V144H70ZM76 145V144H75ZM74 145V146H75ZM81 145H79L80 147H81ZM85 145V144H84ZM89 145V144H88ZM111 145H112V142H111ZM160 145V144H159ZM165 145V144H164ZM165 145V146H166ZM232 145H234V143L232 144ZM14 146V145H13ZM21 146H23V144L21 145ZM35 146H37L36 148L38 149V145H35ZM35 146L33 147V148H35ZM65 147L67 146V145H64ZM90 146H91V144H90ZM89 146V147H90ZM154 146V145H153ZM156 146H154V148L153 147H149V149H147V150H151L150 148H153L152 150H153V152H154V150L155 149H157V150H159V153H160V149L159 148H155ZM222 146V147H221ZM224 146L226 147L227 146V144H224ZM228 146H229V144H228ZM231 146V145H230ZM235 146V145H234ZM31 147V146H30ZM40 147H41V144H40ZM70 147V146H69ZM73 147V146H72ZM71 147V148H72ZM80 147H78V145H77V147L75 146V149L76 148H80ZM92 147V146H91ZM94 147V146H93ZM137 147V148H136ZM160 147H162V146H160ZM233 147V146H232ZM22 148V147H21ZM35 148V149H36ZM74 148V147H73ZM163 148V147H162ZM167 148V146H166V150L168 149ZM229 148L230 147H228L227 149L229 150ZM233 148H235V147H233ZM27 149H29L28 147H27ZM68 149V148H67ZM83 149V148H82ZM104 149V148H103ZM114 149V148H113ZM145 150V154H143L146 158H144V157H142V159L144 158V159H146V161H145V163H142V164H140L142 161H140V165L138 164V166H139V168H140V166L141 165H143V164H146V162H147V164L145 165V168H144V165H143V169L139 172V173H136V176L134 175V176H130L129 174V171H128V173L124 170V174L125 173H127V175L128 176H130V177H125L124 175H122L121 176V174L119 175V176H116V175H113L114 173H112L114 170H118V165H120V163H121V161H123L124 159H123V157H122V159H121V161L119 162V159L118 158H120V156L123 154V153H125V155L127 154L128 156L127 157H129V158H131V157H135V155L137 156V154H136V152L138 151L139 152V150ZM226 149V148H225ZM231 149V148H230ZM22 150H24V149H22ZM21 150V151H22ZM31 150V149H30ZM45 150H47V149H45ZM53 150V149H52ZM66 150V149H65ZM64 150V151H65ZM70 150V149H69ZM109 150V149H108ZM111 150V149H110ZM163 150V149H162ZM232 150V149H231ZM27 151V150H26ZM29 151V150H28ZM32 152H33V149L31 150ZM30 151V152H31ZM35 151V150H34ZM37 151H40L39 149L37 150ZM37 151H35V154H36V152ZM49 151V150H48ZM86 151V150H85ZM240 152H241V150H239ZM238 151V152H239ZM0 152H1V150H0ZM3 152H4V150H3ZM7 152V151H6ZM6 152H4V154L6 153ZM19 152V151H18ZM23 152V151H22ZM73 151H72V149H71V153H72ZM148 152H150V151H148ZM156 152V151H155ZM171 152V151H170ZM170 152H167L166 151V154H168V153H170ZM225 152V153H224ZM231 152V151H230ZM230 152H229V154H230ZM235 152V151H234ZM24 154H26L25 153V151L23 152ZM34 153V152H33ZM33 153H31L30 155H34ZM41 153V152H40ZM39 152H38V156H39V154H40ZM44 152H42L40 155H42ZM58 153H61V152H58ZM65 153H67V152H65ZM64 153V154H65ZM142 153H143V151H142ZM2 154V153H1ZM4 154H3V156H4ZM18 154H21L20 152L18 153ZM28 154H29V152L27 153V155H24V156H28ZM46 154V153H45ZM50 154V153H49ZM70 154V153H69ZM94 154V153H93ZM98 154V153H97ZM107 154H109V153H107ZM162 154H165V152L164 153H161V154H158V156L160 155H162ZM171 154V153H170ZM228 154V155H229ZM7 155H8V152H7ZM15 155V154H14ZM17 155V154H16ZM15 155V156H16ZM37 155V154H36ZM57 155V154H56ZM138 155H139V153H138ZM142 155V154H141ZM156 155V156H155ZM231 155V154H230ZM234 155V154H233ZM235 155H236V153H235ZM257 155V156H258ZM15 156H14V158L13 159H15ZM19 156V155H18ZM22 156V155H21ZM21 156H19V157H21ZM23 156V157H24ZM35 156V155H34ZM42 156H44V155H42ZM63 156V155H62ZM111 156V155H110ZM163 156V155H162ZM226 156V155H225ZM224 156V157H225ZM232 156V155H231ZM264 156V155H263ZM1 157H2V155H1ZM7 157V156H6ZM9 157V156H8ZM13 157V156H12ZM19 157H17V158H19ZM30 157V156H29ZM32 157V156H31ZM51 157V156H50ZM94 157H96L95 156V154H94ZM112 157H110V158H112ZM126 157V156H125ZM124 157V158H125ZM133 157V158H134ZM139 157H140V155H139ZM224 157H222L221 159H223ZM233 157H235V156H233ZM255 157H253V159L255 158ZM261 157V154H260V156L258 157V159ZM4 158V157H3ZM2 158V159H3ZM16 158V159H17ZM25 158V157H24ZM40 158H41V156H40ZM52 158H54V156L52 157ZM51 158V159H52ZM128 158V160H130V162H131V160L133 159V158H131V159H129ZM137 158V157H136ZM149 158V157H148ZM164 158V157H163ZM162 158V159H163ZM251 158V159H250ZM8 159H12L11 158V154H10V158H8ZM8 159H6L5 158V160L6 161H8V162H11L10 160H8ZM23 159V158H22ZM34 159V158H33ZM35 159H36V156H35ZM38 159H39V157H38ZM42 159V158H41ZM45 158H43L42 160H44ZM46 159H48V158H46ZM50 159V160H51ZM59 159V158H58ZM93 159V158H92ZM95 159V158H94ZM118 159V160H117ZM140 159V158H139ZM150 159V158H149ZM217 159V160H216ZM229 159H230V157H229ZM264 159V158H263ZM4 160V159H3ZM3 160H1L2 161V163H3ZM19 160H21V159H19ZM19 160H17V162L19 163ZM26 160H28V159H26ZM32 161V158L31 159H29V161L28 162H26V163H29L30 164V162ZM49 159H48V161H50ZM56 160V159H55ZM117 160V161H116ZM138 160V159H137ZM136 159H135V161H136V163H138L139 161H137ZM251 160V163H249V161ZM257 160V159H256ZM255 160V161H256ZM37 161V160H36ZM38 161H40V160H38ZM45 161V160H44ZM53 161V160H52ZM94 161V160H93ZM114 161H116L115 163H114ZM125 161V160H124ZM133 161H134V159H133ZM162 161V160H161ZM225 161V162H226ZM254 161V162H255ZM258 161V160H257ZM13 162L14 161H12L11 163L13 164ZM16 162V161H15ZM34 162V161H33ZM47 161H45V163H46ZM114 163V165H113V163ZM218 162V161H217ZM216 162V163H217ZM221 162V161H220ZM223 162V161H222ZM221 162V163H222ZM224 162V163H225ZM254 162L252 163V164H254ZM5 163V162H4ZM17 163V165H19ZM23 163H24V160H23ZM26 163H25V165H26ZM37 163V162H36ZM41 163V161L38 163V164H40ZM42 163H43V161H42ZM49 163V162H48ZM51 163V162H50ZM54 163H56L55 161H54ZM118 163V164H117ZM123 163V162H122ZM136 163H134V164H136ZM156 163V164H157ZM195 163H198V164H196V166H195V169H194V171H193V169L191 170V168H190V165L192 164H195ZM215 163V162H214ZM213 163V164H214ZM219 163V162H218ZM229 163H231V164H229ZM257 163V162H256ZM255 163V164H256ZM1 164V163H0ZM6 164V163H5ZM10 164V163H9ZM22 164V163H21ZM37 164V165H38ZM44 164V163H43ZM47 164V163H46ZM115 164H117V165H115ZM125 164H126V162H125ZM134 164H130V165H134ZM211 164V163H210ZM212 164V166H211V168H213V166L215 165H213ZM2 165V164H1ZM14 165V164H13ZM15 165H16V163H15ZM23 165V164H22ZM21 165V166H22ZM28 165V164H27ZM36 165V166H37ZM48 166L49 165H51V164H47ZM122 166H123V164H121ZM127 165V164H126ZM149 165V164H148ZM191 165V166H192ZM217 166L219 165V164H216ZM215 165V166H216ZM220 165H222V164H220ZM224 165V164H223ZM250 165H249V168H250ZM3 166V165H2ZM5 166V165H4ZM11 166V165H10ZM21 166L19 165V169H14L13 171H12V173L11 174H14V176H17L18 175V177H19V174H22L21 172ZM39 166V165H38ZM38 166H37V168H38ZM41 166V165H40ZM43 166V165H42ZM42 166H41V168H42ZM45 166V165H44ZM48 166H47V168H48ZM53 166V170H55L54 169V164L52 165ZM122 166H119V168H122ZM128 166V165H127ZM135 166H137V165H135ZM217 166H216V168H217ZM245 166H244V168L243 169H245ZM251 166H253V165H251ZM239 167V168H238ZM5 168H6V166H5ZM4 168V169H5ZM17 168H18V166H17ZM24 168V166H22V169ZM28 168H30V165L28 166ZM66 168H67V166H66ZM123 168H124V166H123ZM122 168V169H123ZM132 168L134 169V166H132ZM139 168H137V172L140 170ZM152 169V171H151V169ZM190 168V169H189ZM207 168H208V166H207ZM215 168V169H216ZM220 168V169H221ZM247 168H248V166H247ZM3 168H1V170H2ZM10 168H7V170H9ZM31 169V168H30ZM29 169V170H30ZM46 169V168H45ZM48 169H50L51 170V172H53L55 175L53 176H51V172H48L49 174H50V176H49V174H48V176L50 177V179L53 177H55L56 176V172H54V171H52V168H48ZM122 169H119V170H121L122 171ZM124 169H127L126 168V166H125V168ZM139 169V170H138ZM145 169V170H144ZM239 169V170H240ZM11 170H12V168H11ZM27 170V168L25 169V170H23V171H26ZM32 170V169H31ZM42 170L44 171V169L42 168ZM118 170V171H119ZM129 170V169H128ZM203 170L205 171V174L203 175V177L204 178H207V180L205 181V180H203L202 179V176H198L199 174H201L202 172H203ZM209 171H211L210 170V168L208 169ZM214 170V169H213ZM217 170H219L218 168H217ZM34 172H36V170H35V168H34V170H33ZM33 171H31L32 173H33ZM59 171V170H58ZM134 171H136V170H134ZM216 171V170H215ZM215 171H213L214 173H215ZM6 172H8V171H6ZM5 172V173H6ZM28 172H30V171H28ZM40 172H42V171H40ZM39 171L37 172L38 174L40 173ZM115 172V171H114ZM117 172V171H116ZM237 172H239L238 170H237ZM9 173V174H10ZM26 172H24V174H25ZM32 173L30 174V173H28L29 175H27V174H25V176H30V180H33V178H31V175H32ZM37 173H33L35 176H33V177H36L38 174ZM46 173V172H45ZM44 173V174H45ZM52 173V174H53ZM60 173V172H59ZM93 173H96V176L95 177H93L92 178V174ZM112 173V174H111ZM119 173H120V171H119ZM210 173V172H209ZM212 173V172H211ZM213 173V174H214ZM230 173V174H231ZM16 174V175H15ZM42 174H43V172H42ZM123 174V173H122ZM189 174H190V176H189ZM234 174V173H233ZM233 174H232V176H233ZM235 174H236V172H235ZM40 175V174H39ZM45 175H47V174H45ZM145 175H148L147 176V178L149 177V179H148V182L147 181H145L147 178H145L146 176ZM216 175V174H215ZM24 176V175H23ZM22 176V177H23ZM24 176V177H25ZM48 176H46V177H48ZM143 176H145L144 178H145V182H147L148 184H149V191H147L148 190V188L146 189V191L145 192H143L142 190H144L146 187H147V185H146V187H141L140 185H139V187H141L140 189H142L141 190V192L142 193H144V194H142V196L140 195V196H136L134 193V195L137 197V198H135V196L134 197H132L133 196V194L131 193L130 195H132L131 196V201H134L133 199L135 198V201L138 199H144V201L142 200V202H141V204H139V202H140V200L138 201V203H137V201L134 203H127L126 202V200H127V197H128V190H130V191H134V187L136 188V186L137 185H135L136 184V182H140L141 180H139V178L140 179H142L143 178ZM172 176V177H171ZM183 176H185V178H186V175H183ZM195 176L198 178V179H196L195 178ZM231 176V175H230ZM12 177H13V175H12ZM20 177H21V175H20ZM24 177H23V180H24ZM27 177H25V179H28L29 180V178H27ZM39 177H41V175L39 176ZM39 177H38V179H39ZM45 177V178H46ZM169 177H171V179L169 178ZM177 177V176H176ZM188 177H187V181H188ZM6 178V177H5ZM43 178H44V176H43ZM45 178H44V180H45ZM143 178V179H144ZM200 178V179H199ZM2 179H4V178H2ZM9 179V178H8ZM10 179H12L11 178V176H10ZM36 179V178H35ZM40 179H42V177L40 178ZM143 179H142V181H143ZM177 179H178V177H177ZM182 180H183V177L181 178ZM181 179H180V182H181ZM12 180H14L15 181V179H12ZM19 180H21V183L23 184V182H22V179H18L17 181H19ZM28 180H25L26 181V183L28 182ZM29 180V181H30ZM37 180V179H36ZM137 180H139V181H137ZM185 180L186 179H184L183 181V183L185 184ZM190 180H192V179H190ZM3 181H5L6 183L5 184H7V181L6 180H3ZM11 181V180H10ZM24 181V182H25ZM40 182H42L41 180H39ZM46 181H47V179H46ZM143 181V185L145 186V182ZM167 181V182H166ZM186 181V182H187ZM204 181V182H203ZM176 182V181H175ZM190 182H192V181H190ZM194 182V181H193ZM3 183V182H2ZM9 183V182H8ZM14 183V182H13ZM13 183H12V185H13ZM17 183V182H16ZM19 183V182H18ZM29 184L30 183H32V181L31 182H28ZM33 183H35V182H33ZM38 183V182H37ZM37 183H35V184H37ZM43 183V182H42ZM70 183V182H69ZM141 184H142V182H140ZM177 183H179V182H177ZM176 183V184H177ZM5 184L3 183V185H4V187H3V189L4 188H6L5 187ZM68 184V183H67ZM67 184H66V186H67ZM171 184H173L172 182H171ZM180 184H182V183H180ZM190 184V183H189ZM188 184V186H185V187H189L190 185ZM3 185H1V186H3ZM9 185V184H8ZM8 185H6L7 187H8ZM11 185V183H10V186H12ZM14 185H15V183H14ZM17 185V184H16ZM19 186H21V187H23L20 183L18 184ZM24 185H25V183H24ZM59 185V184H58ZM168 185H170V183L168 184ZM174 185V184H173ZM179 185V184H178ZM183 185V184H182ZM186 185V184H185ZM212 185V186H211ZM0 186V187H1ZM28 186H30V185H28ZM32 186V185H31ZM73 187H77V185H75L74 186V184L72 185ZM126 187V195H127V197L125 198H123L122 200L121 199H119V195H122L123 193H125V192H123L124 191V188ZM172 186V185H171ZM13 187V186H12ZM12 187H10V188H12ZM20 187V188H21ZM25 187V186H24ZM33 187H34V184H33ZM33 187H31V188H33ZM35 187H36V185H35ZM35 187H34V189H35ZM69 186H67V188H68ZM71 187V186H70ZM72 187V188H73ZM74 188V190L76 189V190H78L77 188ZM79 187V186H78ZM133 187V188H132ZM139 187H137L138 188V190H139ZM167 187H170V186H167ZM166 187V188H167ZM174 187L177 189V188H179V186H175L174 185ZM185 187H181L182 189L183 188H185ZM2 188V187H1ZM16 188V187H15ZM18 188V187H17ZM62 188V187H61ZM60 188V189H61ZM131 188H132V190H131ZM136 188V189H137ZM165 188V189H166ZM172 188H173V186H172ZM215 188H217V187H215ZM215 188L213 189V190H215ZM19 189V188H18ZM69 189V188H68ZM165 189H161V190H165ZM180 189V188H179ZM178 189V190H179ZM187 189V188H186ZM186 189H183V190H186ZM194 189H192L191 191H193ZM27 190V192H28V189H26ZM30 190H33V189H29V191ZM59 190V189H58ZM62 190V189H61ZM67 190V189H66ZM69 190H71V188L69 189ZM69 190H67L68 192H69ZM73 190V191H74ZM75 190V191H76ZM107 190V189H106ZM105 190V191H106ZM116 190H115V192H116ZM169 190H170V188H169ZM168 190V191H169ZM173 190V189H172ZM177 190V191H178ZM183 190H180L181 192H184ZM188 191H189V189H187ZM211 190V189H210ZM16 191V190H15ZM23 191V190H22ZM57 191V190H56ZM55 191V192H56ZM72 191V190H71ZM73 191H72V193H73ZM112 191V190H111ZM132 191V192H133ZM135 191H137V190H135ZM155 193H154V192ZM166 191V190H165ZM165 191H163L164 193H165ZM173 191H175V190H173ZM179 191V193H176L175 192V196H177L176 198H178V195H179V197L181 196L180 195V192ZM188 191H185L184 192V195L185 194H187L186 192H188ZM195 191V190H194ZM195 191V195H196V192ZM24 193H25V190L23 191ZM32 192V191H31ZM59 192V191H58ZM57 192V193H58ZM78 192V191H77ZM99 192V191H98ZM104 192V191H103ZM115 192L113 193H111V194H115ZM120 192H122L121 194H120ZM160 192V191H159ZM162 192V191H161ZM1 193V192H0ZM16 193V192H15ZM30 193V192H29ZM34 193V192H33ZM51 193V192H50ZM57 193H54V195L55 194H57ZM65 193V192H64ZM75 193V192H74ZM146 193H148V195L146 194ZM189 193V192H188ZM211 193V192H210ZM209 193V194H210ZM17 194V196L14 198V196H13V198H10V199H8V201H9V204H10V202H16V200H18V197H20L19 196V193H16ZM20 194H22V193H20ZM31 194V193H30ZM70 194H71V192H70ZM69 194V195H70ZM93 194H94V192H93ZM92 194V195H93ZM98 194V193H97ZM104 194H105V192H104ZM139 194H141L140 193V190H139V193H138V195ZM146 194V195H145ZM158 194V193H157ZM156 194V195H157ZM163 194V193H162ZM167 194H168V196H170V198H168V196H167ZM167 194H166V197L168 198H166V197H164V195H162V196H160V197H163L162 199H160L159 200V202H160V204L157 206V204H156V206H157V210L154 212V211H150V212H154V214H153V216H150L149 217V215H148V219H147V217H146V219L147 220H145L146 222L148 221V220H153V218H151V217H155L156 219V221L157 222H155V220H154V222L155 223H157V226H156V228L158 227L159 228V231L160 232H162L160 229V227H164V225H167L168 223L170 224V223H172L173 224V226H172V228L174 229V231H175V228H177V227H180V229H181V226L183 225V223L184 222H182V224H181V221H180V218H181V216H183V214L184 213H186L187 211H189V209L187 210V209H185V210H187V211H184V210H182V211H184L183 212V214H180V215H178L177 213H175V214H177L178 216H176L175 214H173V213H171L170 211V215L169 216H172V215H175L174 217L172 216V217H169V218H163V216L159 213V212H161V210L163 211V209L162 208H165L166 206H167V208H168V206H169V204H170V206H171V204L172 203H170V202H175V200H176V198H171V197H174V195H173V192L172 193H168L167 192ZM182 194V193H181ZM199 194V195H200ZM208 194V193H207ZM53 195V194H52ZM59 195V194H58ZM74 195V194H73ZM101 195V194H100ZM125 195V196H126ZM161 195V194H160ZM211 195L212 196H214V192L213 193H211ZM32 196V195H31ZM63 196V195H62ZM65 196V195H64ZM75 196V195H74ZM105 195H103V197H104ZM124 196V195H123ZM157 196H159V195H157ZM186 196V195H185ZM205 196V195H204ZM204 196H200L201 198L202 197H204ZM210 196V195H209ZM21 197H23V196H21ZM27 197H29V196H27ZM49 197H51V196H49ZM53 197V196H52ZM57 196L55 195V198H56ZM59 197V196H58ZM84 197V198H83ZM102 197V196H101ZM100 197V198H101ZM151 197H152V195H151ZM150 197V198H151ZM156 197V196H155ZM159 197V198H160ZM181 197H183V196H181ZM190 197V196H189ZM199 197V200L201 199ZM208 197V196H207ZM60 198V200H61V197H59ZM64 198H65V201H66V199H70L71 197L70 196H68L67 194H66V197H62V200H61V202L62 201H64ZM75 198V197H74ZM73 198V199H74ZM76 198H78V197H76ZM149 198V197H148ZM184 198V197H183ZM195 198H197L198 199V197H195ZM204 198H206V197H204ZM204 198H202V199H204ZM4 199V198H3ZM23 198H21V200H22ZM25 199V198H24ZM31 199H33V197L31 198ZM49 199V198H48ZM50 199H52V198H50ZM79 199H80V196H79ZM78 199V200H79ZM91 199H93V196H92V198ZM90 199V200H91ZM95 199V198H94ZM97 199V198H96ZM156 199H158V197L156 198ZM172 199V200H171ZM182 199V198H181ZM201 199V201H203ZM207 199V198H206ZM205 199V200H206ZM20 200V199H19ZM18 200V202H20ZM26 200H27V198H26ZM29 200H30V197H29ZM47 200V199H46ZM57 200H59V199H57ZM75 200V199H74ZM77 200V199H76ZM75 200V201H76ZM99 200V199H98ZM118 200V201H117ZM129 200V199H128ZM149 200V199H148ZM169 200H171V201H169ZM179 200V199H178ZM195 200V199H194ZM204 200V201H205ZM210 200H212V197H211V199ZM210 200H207V201H210ZM56 201V200H55ZM68 201V200H67ZM66 201V202H67ZM69 201H71V199L69 200ZM80 201V200H79ZM79 201H76V202H79ZM92 201V200H91ZM91 201H90V204H91ZM95 200H93V202H94ZM102 201L103 200H101L100 202L102 203ZM130 200H129V202H131ZM158 201V200H157ZM157 201L155 202V203H157ZM198 201V200H197ZM196 201V202H197ZM206 201V202H207ZM17 202V203H18ZM35 202V201H34ZM44 202V201H43ZM59 202V201H58ZM58 202H56V203H58ZM99 202V201H98ZM99 202V203H100ZM158 202V203H159ZM30 203V202H29ZM36 203V202H35ZM46 203V202H45ZM45 203H41L43 206H44V204ZM47 203H48V201H47ZM49 203H51V201H49ZM60 203V202H59ZM65 203V202H64ZM63 203V204H64ZM69 203V202H68ZM71 203V202H70ZM69 203V204H70ZM72 203H73V200H72ZM75 203V202H74ZM80 203H82V201L80 202ZM98 203V204H99ZM100 203V204H101ZM200 203V202H199ZM203 203V202H202ZM8 204V205H9ZM14 204V203H13ZM39 204V203H38ZM41 204H40V206H41ZM53 204V203H52ZM62 203H60V205H61ZM62 204V205H63ZM67 204V203H66ZM175 204V203H174ZM198 204V203H197ZM204 204H205V202H204ZM208 203H206L205 205H207ZM1 205V204H0ZM2 205H4V204H2ZM48 205H50V204H48ZM48 205H46V206H48ZM57 205H59V204H57ZM56 204H55V206H56V209H58ZM60 205H59V207H60ZM75 205H78L79 206V203L78 204H75ZM80 205V206H81ZM190 205H194L193 204V201H192V204H190ZM199 205V204H198ZM7 206V205H6ZM28 206V205H27ZM30 206V205H29ZM35 206V205H34ZM40 206H38L37 208L39 209V207ZM70 206V205H69ZM72 206V205H71ZM70 206V207H71ZM142 206V205H141ZM153 206V205H152ZM155 206V205H154ZM153 206V207H154ZM155 206V207H156ZM173 206H175V205H173L172 204V207ZM2 206H0V208H1ZM9 207H12L11 205L9 206ZM8 207V208H9ZM45 207V206H44ZM44 207L42 208V209H44ZM49 207H51V206H49ZM72 207H74V206H72ZM151 208V209H154V208ZM186 207L187 208H190V206H187L186 205ZM185 207V208H186ZM194 206H192L191 208H193ZM200 207H202V205L200 204ZM200 207L198 208V206L196 207V208H198V210H200ZM203 207H205V206H203ZM202 207V208H203ZM5 208V207H4ZM27 208V207H26ZM32 208V207H31ZM35 208H36V206H35ZM52 208H53V206H52ZM52 208H50V209H52ZM55 208V207H54ZM61 208H63V207H60V209ZM75 208V207H74ZM148 208V207H147ZM170 208L171 207H169V210H170ZM183 208V207H182ZM181 208V209H182ZM191 208H190V210H191ZM6 209V208H5ZM10 209V208H9ZM50 209H47V211L45 210L44 211V213L45 212H49V210ZM77 209H79V208H77ZM149 210H150V207L148 208ZM194 209V208H193ZM1 210V209H0ZM30 210V209H29ZM32 210H33V208H32ZM37 209H35L33 212H35ZM41 210V209H40ZM39 210V211H40ZM53 211H54V209H52ZM52 210H50V211H52ZM59 210V209H58ZM80 210V211H81ZM197 210V209H196ZM7 212V210H4V212ZM9 211V210H8ZM39 211H36V213L37 212H39ZM52 211V212H53ZM60 211V210H59ZM61 211H62V209H61ZM61 211H60V213H61ZM65 211H68L67 209L65 210ZM70 211V210H69ZM86 211V212H87ZM145 211H146V206H145ZM164 211H166V208L164 209ZM192 211V210H191ZM195 211V210H194ZM193 211V212H194ZM5 212V214H3L4 216H2V214H1V220H0V233H2L3 231H5V230H7L8 229V232L5 234L6 236H2L1 234H0V242H2V245L1 246H3V240H2V238L3 237H5V239H9V240H11V239H13V237L15 236L14 235V232H12V231H10L9 230V228L7 227L8 225L9 226H14V220H15V215L16 214H8V213H6ZM11 212H13L12 210H11ZM20 212H22V211H20ZM26 212V211H25ZM25 212H22V216L24 215L23 213H25ZM56 211H54V213H55ZM58 212V211H57ZM57 212H56V214H57ZM64 212V211H63ZM142 212H143V210H142ZM167 212H168V210H167ZM168 212V213H169ZM174 212H176V211H174ZM181 212V211H180ZM190 212V211H189ZM199 212L200 211H198L197 213L199 214ZM27 213H28V210H27ZM36 213H34V214H31L32 216H34ZM40 213H43L42 211H40ZM50 213V212H49ZM48 213V214H49ZM59 213V212H58ZM67 213V212H66ZM66 213H64V215L66 214ZM148 213H149V211H148ZM147 213V211L145 212V214L147 215L148 214ZM165 213V215H166V212H164ZM182 213V212H181ZM195 213H196V211H195ZM196 213V214H197ZM46 214V213H45ZM45 214H40L41 215V219L39 218V217H37V218H39V221L41 222V220L44 218V220H42L43 222L45 221V217H43L42 215H44L45 216ZM56 214H53L52 213V215L54 216V215H56ZM69 214V213H68ZM82 213H80L79 215H81ZM144 214V215H145ZM151 214V213H150ZM160 214V215H159ZM172 214V215H171ZM187 215L189 214V213H186ZM196 214H194V217L196 216ZM223 214V215H222ZM221 214V217L222 216H224V215H227V213H222ZM26 215V214H25ZM38 215H39V213H38ZM39 215V216H40ZM51 215V216H52ZM60 215H63V214H60ZM143 215V216H144ZM155 215V216H154ZM185 215V214H184ZM190 215H191V212H190ZM192 215H193V213H192ZM191 215V216H192ZM18 216H20V214L18 215ZM18 216H16V217H18ZM47 216V215H46ZM51 216H49V217H46V219L47 218H50ZM264 216V215H263ZM27 217V216H26ZM29 217L31 218V216L29 215ZM63 217H65L66 218V216H63ZM62 217V218H63ZM68 217H71V214L68 216ZM75 217V216H74ZM138 217V218H137ZM145 217V216H144ZM143 217V218H144ZM158 217V218H157ZM193 217V216H192ZM191 217V218H192ZM193 217V218H194ZM20 218V217H19ZM30 218H28L29 220H30ZM34 218V217H33ZM36 218V219H37ZM51 218H55V216L54 217H51ZM50 218V219H51ZM57 218H59V216L57 215V217H56V219ZM64 218V219H65ZM242 218V217H241ZM245 218V216H243V218L241 219V220H243ZM21 219V218H20ZM55 219V221H57ZM72 219V218H71ZM33 220V219H32ZM38 220V219H37ZM49 220V219H48ZM52 220V219H51ZM60 220V219H59ZM63 220V219H62ZM65 220H67V218L65 219ZM143 220V219H142ZM151 220L149 221V222H151ZM240 220V219H239ZM240 220V221H241ZM256 220V221H255ZM254 221H255V224L257 223V219H255ZM260 220V219H259ZM14 221V222H13ZM19 221V220H18ZM54 221V222H55ZM70 221V222H71ZM134 221V223H136ZM249 221V220H248ZM248 221H245L244 223H242L243 225H241V227H242V229H244V228H246L245 227V225L247 224L246 222H248ZM30 222H32L31 220H30ZM30 222L27 224V225H25V224H23V226L25 225V226H27V229H28V225L30 224ZM34 222V221H33ZM40 222L38 223H36V224H38V225H40ZM50 222V223H49ZM49 222H47V220H46V225H44L43 227L44 228H50V227H52V225L53 224H55V223H53V222H51V221H49ZM59 222V221H58ZM140 222V221H139ZM142 222V221H141ZM144 222V221H143ZM141 223V224H143L144 225V223H145V226H141V228H140V230L139 231H137L138 232V234L139 235H141V234H143V232L145 233V230L149 227V223L147 222H144V223ZM11 223H13V224H11ZM35 223V222H34ZM44 223V224H45ZM48 223V224H47ZM61 223V222H60ZM66 223V222H65ZM246 223V224H245ZM248 223H253V220H252V222L250 221V222H248ZM11 224V225H10ZM42 225H43V223H41ZM58 224V223H57ZM67 224V223H66ZM148 224V226L146 227V225ZM151 224V223H150ZM154 223H153V221H152V224H151V226H154L153 225ZM31 225H32V223H31ZM30 225V226H31ZM42 225H40V227H41V229H44V228H42ZM59 225V224H58ZM61 225V224H60ZM156 225V224H155ZM181 225V226H180ZM184 225H185V227H187L186 226V224L184 223ZM183 225V226H184ZM229 225V224H228ZM234 225V226H233ZM232 225V223H231V225L230 226H233V227H235V225H237V224H233ZM240 225L239 226H236L235 228H239L240 227ZM250 225V224H249ZM12 226V227H13ZM23 226H21L22 227V229H24V227ZM55 226H56V224H55ZM54 226V227H55ZM62 227L64 226V224L63 225H61ZM61 226L59 227V228H61ZM133 226V225H132ZM136 226H137V224H136ZM140 226V225H139ZM247 226V225H246ZM7 227V228H6ZM16 227V226H15ZM14 227V228H15ZM20 227V226H19ZM38 227V226H37ZM39 227V228H40ZM57 227V226H56ZM85 227V229H83ZM134 227V226H133ZM138 227V226H137ZM228 228H225V226H224V228H222L221 229V231H223V233L222 232H220V233H222L219 237H217L216 236V238L214 239V240H216V243L215 244H219V243H221V242H223L224 240H225V238H228V237H226L227 235H228V233L231 235V230L232 229H230V228H232V227H230L229 228V226H227ZM251 227V226H250ZM249 227V228H250ZM17 229H18V227H16ZM15 228V229H16ZM31 227H29V229H30ZM33 228L35 229V227H32V231H33ZM58 228V227H57ZM57 228H55V229H57ZM129 228V227H128ZM127 228V229H128ZM135 228V227H134ZM139 228V227H138ZM155 228V229H156ZM158 228L156 229V230H158ZM183 228V227H182ZM21 228H19V230H20ZM83 229V230H82ZM126 229V230H127ZM131 229V228H130ZM148 229H150V228H148ZM152 229V228H151ZM164 228H162V230H163ZM173 229H171V230H173ZM180 229L178 230L177 229V232H180ZM225 229V230H224ZM227 229V230H226ZM234 229V228H233ZM19 230H17V231H19ZM26 230V229H25ZM36 230V229H35ZM39 231H41L40 229H38ZM51 230H53V229H51ZM57 230H62V229H57ZM80 230L82 231V233H80V234H78L79 232H80ZM85 230V231H84ZM125 230V231H126ZM138 230V229H137ZM154 230V229H153ZM184 230V228L182 229V231ZM230 230V231H229ZM236 230V229H235ZM238 230V229H237ZM251 230V229H250ZM250 230L248 231L249 232V234L251 235V232H250ZM254 230V229H253ZM252 230V231H253ZM24 231V230H23ZM29 231V230H28ZM31 231V230H30ZM29 231V232H30ZM31 231V232H32ZM47 231H49V230H47ZM131 232V230H129L128 229V232ZM151 231V230H150ZM158 231V232H159ZM174 231L172 232V233H174ZM181 231V232H182ZM229 231V232H228ZM241 231L242 230H240V233H241ZM255 231V230H254ZM253 231V232H254ZM21 232V230L19 231V233ZM25 232V231H24ZM34 232V231H33ZM44 232H46V231H44ZM124 232V231H123ZM135 231H133L132 233H134ZM147 232V231H146ZM153 232H155V231H153ZM159 232V233H160ZM176 232V231H175ZM176 232V233H177ZM181 232L179 233V234H181ZM184 232V231H183ZM252 232V233H253ZM21 233H23V232H21ZM20 233V234H21ZM27 234H28V237H31V235L28 233V232H26ZM149 233V232H148ZM148 233H146V235H148ZM150 233H152V232H150ZM176 233H174V235L176 234ZM217 233H219V232H217ZM216 233V234H217ZM219 233V234H220ZM233 233H234V230H233ZM232 233V234H233ZM235 233H237L238 234V232L236 231ZM234 233V234H235ZM255 233V232H254ZM253 233V234H254ZM36 234V233H35ZM43 234V233H42ZM41 233H40V235H41V237L44 235H42ZM46 234V233H45ZM131 234V233H130ZM129 234V235H130ZM137 234V235H138ZM154 234V233H153ZM157 234V233H156ZM156 234H154V236L156 235ZM161 234V233H160ZM163 234V233H162ZM169 235H170V232L168 233ZM249 234H244V235H248L249 236ZM23 235V234H22ZM25 235V234H24ZM30 235V236H29ZM132 235V234H131ZM134 235V234H133ZM167 235V234H166ZM229 235V236H230ZM236 235V234H235ZM243 235V239H245L244 237H247V236H244ZM17 236V235H16ZM35 236V235H34ZM39 236V235H38ZM162 236V235H161ZM161 236H157L156 238H158V239H156L155 241L156 242H158L157 240H159V238L161 237ZM171 236H173V234L171 235ZM209 234H205V236H204V238H206L205 240H208V238H209ZM214 236H215V234H214ZM18 237V236H17ZM25 239L24 240H26L27 239V235H25ZM37 237V236H36ZM44 237V236H43ZM140 237V236H139ZM143 237V236H142ZM165 236H164V234H163V239H165L164 238ZM213 237V236H212ZM253 236H251V238H252ZM255 237V236H254ZM19 238V237H18ZM38 238H40V237H38ZM115 238H116V240H115ZM144 238H147V237H144ZM169 238V237H168ZM214 238V237H213ZM249 238V237H248ZM4 239V238H3ZM19 239H21V236H20V238ZM18 239V240H19ZM29 239V238H28ZM35 239V238H34ZM34 239H33V236H32V241H34ZM16 240V239H15ZM17 240V241H18ZM41 240H43V239H41ZM139 240V239H138ZM141 240H143V239H141ZM154 240V239H153ZM153 240H151V241H153ZM246 240V239H245ZM262 240V239H261ZM5 241V240H4ZM13 241V240H12ZM31 241V242H32ZM37 241V242H36ZM35 241V243H38V240H36ZM43 241H46V240H43ZM42 241V242H43ZM133 241V242H132ZM140 241V240H139ZM147 240H145V242H146ZM160 241H162V240H160ZM211 241L213 242V239L211 238ZM255 241H257V240H253L251 243H254ZM7 242V241H6ZM11 242V241H10ZM21 242V241H20ZM19 241L17 242V243H20ZM27 242V241H26ZM30 242V243H31ZM137 242V241H136ZM135 242V243H136ZM140 242H142V241H140ZM144 242V241H143ZM155 242V243H156ZM258 242V241H257ZM256 242V243H257ZM261 242V241H260ZM259 242V243H260ZM263 242V241H262ZM23 242H21V244H22ZM25 243V242H24ZM34 243V242H33ZM35 243H34V246H35ZM45 243V242H44ZM43 243V244H44ZM46 243H48V241L46 242ZM139 243V242H138ZM148 243H151V242H148ZM248 243H250V242H248ZM264 243V242H263ZM262 243V244H263ZM1 244V243H0ZM8 244V243H7ZM29 244V243H28ZM147 244V243H146ZM152 244L154 245V243L152 242ZM210 244V243H209ZM208 244V246H210ZM214 244V243H213ZM231 244V243H230ZM255 244V243H254ZM253 244V245H254ZM261 243L259 244V246L260 245H262ZM11 245V244H10ZM9 245V246H10ZM26 245V244H25ZM24 245V246H25ZM37 245V244H36ZM38 245H39V243H38ZM37 245V246H38ZM47 245H49V243L47 244ZM47 245L46 244H44V246H45V248L47 247ZM133 245H136V244H133ZM140 245H142L141 243L138 245V246H140ZM144 246H145V244H143ZM217 245H215V246H217ZM251 246V244H248V246ZM253 245H252V247H253ZM256 245L257 244H255L254 245V247H256ZM1 246H0V249H1ZM7 246V245H6ZM15 246H16V244H15ZM18 246H20L21 247V245H18ZM33 246V245H32ZM50 246V245H49ZM138 246L136 245V247H137V250H140V249H138ZM144 246H142L143 248L141 249L142 251H143V249L145 250V248H144ZM152 246V245H151ZM150 246V247H151ZM207 246V247H208ZM213 246V245H212ZM231 246V245H230ZM259 246H257V248L259 247ZM4 247V250L6 251V249H8V248H6L5 246H3ZM11 247V246H10ZM17 247V246H16ZM18 248V249H20L18 252H16L15 254H20L19 256V258H20V260H19V262H20V264H26V261L27 260H30V259H27V260H24V258H25V256L26 255H24V253L22 252V251H24L23 249H22V251H21V248ZM26 247V246H25ZM28 247V246H27ZM40 247V246H39ZM43 247V246H42ZM126 247V246H125ZM128 247L126 248V249H128ZM135 247V248H136ZM148 247V246H147ZM146 247V248H147ZM149 247V248H150ZM206 247V248H207ZM219 247H220V244H219ZM244 247L245 246H243V249H244ZM252 247H249V248H252ZM264 247V246H263ZM16 248V249H17ZM29 248H31V247H29ZM33 248V247H32ZM31 248V249H32ZM38 247H36L35 248V250L37 249ZM48 248V247H47ZM134 247H132V249H133ZM140 248H141V246H140ZM149 248H147V249H149ZM153 248H155L154 246H153ZM152 248V249H153ZM209 248V247H208ZM213 248V247H212ZM211 247H210V249H212ZM228 248H230L231 249V247H229L228 246ZM227 248V249H228ZM3 249V248H2ZM12 249V248H11ZM39 249V248H38ZM38 249H37V252H38ZM42 249H44V248H42ZM62 249V250H61ZM71 249H73V248H71ZM70 249V250H71ZM79 249V250H78ZM151 249V250H152ZM201 249H203V248H200V250ZM209 249V250H210ZM215 249V248H214ZM217 249V251H218V248H216ZM215 249V250H216ZM246 249H248V247L247 248H245L244 250H246ZM255 249L256 248H254L253 249V251H255ZM262 248L260 247V249H256V252H258L257 250H259V252H260V250H261ZM264 249V248H263ZM3 250V251H4ZM28 249H26V251H27ZM33 250H34V248H33ZM35 250L33 251L34 253H35ZM46 250V249H45ZM66 250H67V253H66ZM74 250H75V248H74ZM125 250V249H124ZM129 250V249H128ZM135 249H133V251H134ZM137 250L135 251V252H137ZM140 250V251H141ZM155 251V253H156V250L157 249H154ZM204 250V252L203 253H205V254H203L204 255V257L205 256H207V258H211L210 257V255H208V254H206V252H205V248L203 249ZM209 250H207V252H209L210 254H212V251L210 252ZM215 250H213V251H215ZM231 250H233V249H231ZM243 250V251H244ZM10 252L9 253H11V251L12 250H9ZM40 251H43V250H41L40 249ZM39 251V252H40ZM122 251V250H121ZM132 251V250H131ZM139 251V252H140ZM148 251H150V249L148 250ZM199 250H197V252H198ZM216 251V252H217ZM228 251H230L229 249H228ZM227 251V252H228ZM237 251H239V250H237ZM237 251H236V253H237ZM242 251V247H241V252H242V254H241V252H240V254L241 255H243V253H247L248 251H249V249H248V251L247 252H243ZM252 250H251V252H250V254L252 255V253L254 254V252H253ZM264 251V250H263ZM263 251L260 253V255L261 254H263ZM13 252V251H12ZM30 252V251H29ZM32 252V251H31ZM32 252V253H33ZM38 252V253H39ZM44 252V251H43ZM43 252H41V253H43ZM46 252V251H45ZM71 252V251H70ZM127 252H130V251H127ZM127 252L125 253V255H127ZM135 252L133 253L134 255H135ZM139 252H137V253H139ZM151 252V251H150ZM149 252V253H150ZM248 252V253H249ZM259 252L257 253V256H254V257H258V254H259ZM7 252H4L3 254H6ZM9 253H7V254H9ZM23 253V254H22ZM120 253V252H119ZM131 253V255L130 256H133V254H132V252H130ZM129 253V254H130ZM148 253V252H147ZM152 253H153V251H152ZM195 253V252H194ZM201 253V252H200ZM200 253H198L197 255H195V254H193L194 255V260L193 261H195V256H197L199 259H203L204 257L202 256V255H199ZM214 253V257H216L215 256V252H213ZM229 253V252H228ZM231 253H234L233 251H231ZM247 253V254H248ZM2 254V253H1ZM14 254V252H13V255H15ZM22 254V255H21ZM37 254V253H36ZM40 254V253H39ZM67 254V255H66ZM129 254H128V256H129ZM189 254V253H188ZM235 254V253H234ZM238 254V253H237ZM249 254V255H250ZM9 255H12V254H9ZM12 255V256H13ZM18 255H17V260L19 259L18 258ZM42 255L43 254H41V255H37V257H42ZM68 255H70V256H68ZM119 255V256H118ZM137 255V254H136ZM136 255H135V257L134 258H136ZM139 255H141V254H139ZM138 255V256H139ZM144 255V253L142 254V256ZM149 255V254H148ZM152 257L154 256L153 254H150ZM149 255V256H150ZM186 255H187V253H186ZM192 255V254H191ZM213 255V254H212ZM216 255H217V253H216ZM220 255V254H219ZM224 256L225 255H227V253L226 254H223ZM229 255V254H228ZM227 255V256H228ZM232 255V254H231ZM245 255V254H244ZM239 256V255H237V258H235V260L237 259H239V257L242 259V257H244V259H245V256ZM249 255H247V258H248V256ZM251 255L249 256V260L251 261V259L252 258H254V257H252V258H250L251 257ZM255 255H256V253H255ZM2 256V255H1ZM5 256H7V255H5ZM67 256V257H66ZM74 256V255H73ZM120 258L119 260L118 259H116V258H118V257ZM128 256H127V258H128ZM137 256V259H140L139 257ZM147 256V255H146ZM148 256V257H149ZM151 256L149 257V258H151ZM177 256V255H176ZM179 256V255H178ZM189 255H187V257H188ZM203 258H202V257ZM222 256V255H221ZM220 256V257H221ZM223 256V257H224ZM226 256V257H227ZM233 256V255H232ZM236 256V255H235ZM239 256V257H238ZM253 256V255H252ZM264 256V255H263ZM7 257H9V256H7ZM15 257H16V255H15ZM26 257H28V256H26ZM44 257V256H43ZM146 258V257H144V258H146V261H147V259H149V258ZM184 257V256H183ZM220 257H218V259L220 258ZM261 258H260V260H262L263 258H262V255L260 256ZM1 258V257H0ZM2 258H3V256H2ZM5 258V261L3 262L1 259V261L3 262V263H0V264H14L12 261H14V262H16V258L13 260V259H11V260H9L8 261V259L6 258V257H4ZM4 258H3V260H4ZM14 258V257H13ZM30 258V257H29ZM71 258H74V259H76V257H70L69 259H71ZM123 258V257H122ZM126 258V259H127ZM132 258V257H131ZM131 258H130V260H131ZM134 258H133V260H134ZM177 258V257H176ZM179 258H180V256H179ZM198 258H196V259H198ZM206 258V257H205ZM204 258V259H205ZM206 258V259H207ZM222 258V257H221ZM229 258H230V255H229ZM229 258H227V259H229ZM232 258V257H231ZM23 259V260H22ZM31 259H32V257H31ZM69 259H67V260H69ZM125 258H124V260L123 261H125L126 260ZM129 259V258H128ZM137 259H135V260H137ZM175 259V258H174ZM186 259V258H185ZM188 259V258H187ZM190 259H191V257H190ZM192 259H193V257H192ZM203 259V260H204ZM213 259H215V258H212V261H213ZM218 259H217V263L219 264V262H218ZM223 259V258H222ZM222 259H220V262H222ZM226 259V258H225ZM244 259H242V260H244ZM256 259V258H255ZM72 260V259H71ZM118 260V261H117ZM122 260V259H121ZM132 260V261H133ZM178 259H176V260H174L173 262L174 263H172L171 261V263L172 264H175V262L176 263H179L178 261H177ZM202 260V261H203ZM210 261L208 262V264L209 263H213V264H217L216 263V259H215V263H214V261L213 262H211V259H209ZM230 260V259H229ZM232 260V259H231ZM230 260V261H231ZM235 260H233V261H235ZM237 260H236V262H237ZM240 260V259H239ZM246 260V259H245ZM244 260V261H245ZM249 260H248V262H249ZM145 261V262H146ZM182 261V260H181ZM190 261V260H189ZM197 261V260H196ZM206 261V260H205ZM205 261H203L204 263H205ZM225 261H227V260H225ZM229 261V262H230ZM243 261V262H244ZM247 261V260H246ZM257 261H259V258H258V260ZM263 261V260H262ZM12 262V263H11ZM42 262V263H43ZM73 262V261H72ZM128 262V261H127ZM131 262V261H130ZM134 263H132V264H135V261H133ZM143 262V261H142ZM169 262V261H168ZM167 262V263H168ZM247 262V264H249ZM254 262V263H253ZM253 262H252V264H255L256 263V261H254V259H253ZM31 263H33V262H31ZM30 263V264H31ZM41 263V264H42ZM125 263H126V261H125ZM136 263H137V261H136ZM141 263V262H140ZM139 263V264H140ZM181 263V262H180ZM202 262H200L199 264H201ZM223 263H226V262H224L223 261ZM232 263H234V262H232L231 261V264ZM238 263V262H237ZM239 263H240V261H239ZM238 263V264H239ZM258 263V262H257ZM259 263H260V261H259ZM258 263V264H259ZM263 263V262H262ZM262 263H260V264H262ZM27 264H29L28 263V261H27ZM68 264V263H67ZM128 264V263H127ZM130 264V263H129ZM164 264H166V263H164ZM169 264V263H168ZM203 264V263H202ZM206 264V263H205ZM220 264H222V263H220ZM234 264H236V263H234ZM241 264H244V263H241ZM251 264V263H250Z\"/></svg>",
  "mask_w": 264,
  "mask_h": 264
}]
</instances>
